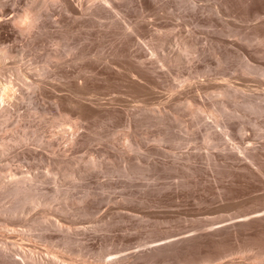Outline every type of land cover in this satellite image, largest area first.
<instances>
[{"label":"rangeland","instance_id":"374dc122","mask_svg":"<svg viewBox=\"0 0 264 264\" xmlns=\"http://www.w3.org/2000/svg\"><path fill=\"white\" fill-rule=\"evenodd\" d=\"M28 1L29 0H20V3L16 8L17 10H15L13 8V11L15 10V12H10V11H12V8H11V10L6 9L8 13L5 11V7L0 8L1 9L0 11H2V12H0L1 13L0 25L3 23L0 26L2 28V29L0 28V32H1L0 38L1 39L3 38L2 40L0 39V45L1 46L3 45L2 47H0V49H2L4 47V49L6 51L10 52V50H11V54L13 56V57H11L10 56L11 54L9 52L7 53L10 55L8 56L9 58L7 59V62L5 61V69L4 70H6V68L8 69V67H10V66H12V68H14V66L15 67L18 66V68L22 72L24 69V70H26L24 73H26L28 71L27 73L29 74L30 77L32 75V78H33V76H34V78L32 80H37V79H41V78L45 79V82L43 79L44 85L42 83L43 88L41 85V88L40 89L38 88L39 90L37 89L40 94H38V91L35 89H32V90L30 89V91L27 89H24V92L22 89V93H23L22 96L23 97H22V99H20V101H19V99H16V100L11 99L10 102H12V103H9V104L5 103V104L1 105V107H3V105L9 107V105L11 104L9 107L10 110L8 109L9 110L8 112L11 111V113L8 114V112H7V114H3V113L0 114V125H1L0 126V129H1L0 136H2V137H0V144L2 143L4 145H2V144L1 145L5 146L4 148L2 147L3 148L2 149L1 145H0V148L2 149V150L0 149V158H1L0 159V164H1L0 165V168H1L0 169V182H1L0 183V185H1L0 186V189H1L0 190V213H1L0 214V236H1L0 237V245L2 244V246L5 247L4 250H0V264H17V262H18V264H20L21 262H22L21 264H23L24 262L22 261L23 258L19 254L20 252L15 251L17 248H21L22 244H23V246L21 248L22 250H25V249L26 250H32L33 253L37 252V253H39L40 256L42 254V256L45 257L46 255H44V254H47V257H48L49 253H50L49 257H51V258L60 256L59 257V259H60L63 256L60 260L63 259L62 261H64L65 264H66V261H67V264H70V263L71 264H78V263L81 264L83 262H84L83 264H112V263L113 264L114 263L115 264H264V183H262V181L264 182V179H260V178L264 177V166H263L264 165V155H263L264 154V105H263V110H260L261 112L260 111H258V112L252 111V110L246 108V106H245V102L249 101V100L254 101V99H255L256 101H259V102H262V100H264V88H263L264 87V84H263V82H264V78H263L264 77V61H263L264 60V54H263L264 53V48H263L264 45H262V43L264 44V42H263V39H264V36H263L264 35V26H263L264 25V19H263L264 18L263 17V15H264V0H238V1L233 0L234 2L232 0H214V1L213 0H209V1L207 0V2H206V0H202V1L197 0V2L195 0H192V1H195V4L201 3L198 5L199 7H197V5L193 6V4L189 3L188 0H184V2H183V0H169L171 2H169L167 0H165V1L164 0H139V1L138 0H135V1L134 0H120V1L116 0L118 3L116 2V5H114V7L115 6H119V7L121 6L122 8L121 7L120 8L115 7V9H114V11L116 10L115 14H113L114 13L113 10L111 13L110 12L111 9H108V8H106V9L104 8V10H103L102 7L97 6V9H96L95 8L96 5L99 4V3H97L98 0L96 1V3L94 2V0H86L87 4L85 5V9H86V7H88V8L91 7L93 9H90V11H88L89 9L87 8L88 12H85L84 16H82L83 18H85V20L80 15L76 14V15H78V16H76L75 14H73L74 12H72V11L70 12L71 15L69 13H67L69 11L65 12L64 7L62 9H59L60 11H62V12H60L58 10L57 5H56L57 9L54 8L55 7V3H54V6L53 5L50 6V7H52V9L50 7H46L47 12L45 10L43 11V13L45 12L46 14L44 13V16L41 19V23L44 25L45 28L41 25L43 28L41 27V30L38 28L40 30V32L37 31L38 29L37 30L34 29L36 32L34 31L32 34H30L32 39L29 37L30 35L27 33L26 34L23 33L24 35L23 34L21 35L20 32L22 29H20L19 26L17 27V25L12 24V23H14V21L11 22V20H13L18 15L16 13L20 12L22 5H24L26 2L28 3ZM91 2H94V3H91ZM129 2L131 4H129ZM140 2L141 3L143 2V3L141 4ZM180 2H181V4H180ZM203 2H206L207 4L203 3ZM119 3H120V5H119ZM163 3H165V4H163ZM214 3H215V5H213ZM76 4H78V3L76 1H74V5H76ZM94 4H95V6L92 7V5H94ZM113 4H115V3L113 2ZM216 4H217V7L219 10L222 9V11L220 10V12H219L220 14L217 13L218 9H216L217 8ZM231 4H233V5H231ZM169 5H171V7ZM205 5H207V7ZM208 5H210V7ZM148 6H149L150 10L148 9ZM164 6L167 7L168 9L165 8ZM203 6H204V8H203ZM211 6H214L216 8H213ZM18 7H20L19 11H18V9H19ZM24 7H25V5H24ZM156 7H157V9H155ZM39 8L45 9V7H43V6L39 7ZM127 8H128V10H127ZM43 9H40V11ZM48 9L52 10V11H49ZM144 9H145V11H144ZM152 9H153V11H152ZM163 9H165V10H163ZM93 10H95L96 12ZM98 10L100 11V17H99V11ZM107 10L111 14L109 12H107ZM118 10H120V11H118ZM102 11H104L105 13ZM142 11H143V13H142ZM200 11L202 14L200 13ZM101 12H102V14L103 13L106 14V12H107L106 16L110 14V19L108 18L109 16L105 17L104 14L101 16ZM116 12H118L119 14L117 15ZM132 12H134V14ZM204 12H206V13L204 14ZM63 13H66V15L68 14L70 16L65 15V17H64ZM86 13H89V14H86ZM257 13H258V15L255 16V14H257ZM49 14H50V17H49ZM95 14H97L99 18L104 17V19L105 18L106 19L105 20L99 19ZM142 14H143V16H142ZM153 14H155V15H153ZM158 14L160 15V17H162V16H164V17H162V18L155 17V16H159ZM221 14H223L224 17H227V19H225ZM45 15H48V18H47V16L45 17ZM111 15L112 16L117 15L118 17L115 20V18H111ZM119 15L121 17H119ZM72 16L75 17L76 20L74 19V21H73ZM134 16L135 17L137 16V18H134ZM165 16H166L167 20L165 19ZM186 16H188V17H186ZM86 17L89 18V21L93 20V18L94 19L96 18L97 19V20H95L96 23H94L95 21H92L91 23H89V21H88V23L86 22L87 24H82V23H84L83 21L88 20ZM169 17H170V19H169ZM80 18H81V20H80ZM158 18H159V20H157ZM247 18H248V21H247ZM8 19L10 21H8ZM113 19H114V21H116V22L118 21V22L117 23L113 22ZM210 19H212V20H210ZM233 19L236 21H234ZM3 20H5L4 22L8 23V24L5 25V23L2 22ZM70 20H71V22H69ZM123 20H125L124 22H126V24L127 23L133 24V25L127 24V25L131 26L130 28H132V26H134L133 29H134L135 33H133V35L129 36L125 33L126 32L125 27L129 28V26H126L124 24ZM54 21H55V23H54ZM97 21L101 22V23H99V25H98ZM108 21L109 22L111 21L112 23L111 22L109 23ZM119 21H122V22H120L121 24L119 23ZM195 21H196V23H195ZM56 22H57V25H56ZM102 22H103V24L110 25V26H107L108 28L105 27V25L102 26L103 25ZM160 22H161V24H160ZM49 23H52V24L49 25ZM92 23H93V25H92ZM62 24L64 25L63 27H62ZM113 24H114V27H113ZM245 24H247V25H245ZM14 25H15V27H17L18 30H20L19 33H18V30L13 27ZM94 25H95V27H94ZM178 25H179V27H178ZM65 26H67V27H65ZM123 26H124V30H123ZM139 26H141V27H139ZM239 26L241 27V29ZM242 26H244V27L242 28ZM115 27L117 30L114 29ZM176 27H178V28H176ZM202 27H203V29H202ZM227 28H229V29H227ZM262 28H263V30H262ZM6 29L7 30L13 29V30L7 31ZM70 29H72V30H70ZM62 31H64V32H62ZM207 32H209V33H207ZM7 33H9V34H7ZM11 34H12V36H15V37L10 36ZM36 34H40V35H38V37H36L37 36ZM26 35H28V36H26ZM141 35H143V36H141ZM260 35H261V37H260ZM70 36H71V38H70ZM86 36H87V38H86ZM101 36H102V38H101ZM132 36H133V38H132ZM159 36L160 37L162 36V39L163 38L165 39V40L163 39L165 41L163 43H166L165 46L161 47L162 49L161 48L159 49L156 46L158 44L157 38ZM16 37H18L17 38L18 42L16 40ZM60 37L63 41L60 40ZM92 37H94V38H92ZM123 37L125 38V40H123L124 39ZM126 37L128 40L126 39ZM12 38H13V42L11 41ZM22 38L24 41L22 40ZM76 38L77 39L81 38L82 41H81V39H78L77 40L78 42H76V40H75ZM140 38H141V40H140ZM194 38H197V40H194ZM214 38H215V40H214ZM229 38H231V39H229ZM258 38H259V40H258ZM83 39H84V41H83ZM112 39H114V40H112ZM134 39H135V41H134ZM186 39L194 40V42L196 43V49L197 50H195V52L196 51L197 52L193 53V54H195V56L192 53H190V56L187 55V53H186L185 55L187 57L183 54H180L182 52V51L180 52V50H179V49H181L180 47L182 46V45H180V43L182 41H185ZM221 39H222V41H221ZM260 39L262 41H260ZM117 40H118V42H116ZM121 40H123V41H121ZM32 41H34V42H32ZM58 41L59 42L62 41L61 43L63 45L61 43L60 44L63 47L57 48L58 45L60 46V44H58L59 43ZM31 42H32V44H31ZM80 42H82V43L80 44ZM170 42H172V43H170ZM223 42H225V43H223ZM236 42H237L238 46H237ZM56 43L58 45H56ZM131 43H132V45H131ZM178 43H179V45H178ZM4 44L5 45L8 44V45L4 46ZM41 44H43V46ZM69 44H72L73 46L69 45ZM98 44L100 47L98 46ZM175 44H177V46H179V49L178 48L177 49L179 50L180 53L177 51L176 47H174V46H176ZM25 45H26V47H25ZM76 45H78L79 47H77ZM118 45H119V47H118ZM129 45H130V47H128ZM151 46L152 47L156 46V47L152 48ZM16 47H17V49H16ZM68 47H69V49H67ZM84 47H86V48H84ZM103 47H105V48H103ZM12 48H14V49H12ZM94 48H96V49H94ZM171 48H172V50H171ZM204 48H205V50H204ZM18 49H19V51H21V50H23V51L19 52ZM70 49H71V53L69 54L68 52H66V50H69V52H70ZM130 49H131V52H130ZM173 49H175L176 51H173ZM27 51H28V54H27ZM42 51H43V53H41ZM171 51H173V52H171ZM48 52H50L51 55H52V53L57 54L58 52H59V55H62V57L64 55L65 57H63L64 59L61 58L62 59L61 62L64 63L63 64L64 66L65 65H67V66H65V68L62 66H61V68H59L60 65L56 61H51V63H52L51 64L50 61L47 60L48 59L47 57L50 55ZM60 52L61 53L63 52V53L61 54ZM65 52L67 53V55H65L66 54ZM80 52H82V53H80ZM92 52H94V53H92ZM162 52H163V54H162ZM167 52H168V54H167ZM177 52L181 55V57L183 55V59L187 58L186 59L187 62L185 60H183L182 58L181 59L179 58L177 60L176 59L172 60L175 58L173 56ZM183 52L185 53V51H183ZM13 53H15V54H13ZM16 53H18V54L22 53V54H20L22 56H20ZM75 53H77L76 54L77 57H81L83 55L85 56L83 62L82 61L80 62V60L78 61V64L76 65L77 67H75V65L73 64L74 62L71 60V59L77 58V57H74ZM112 53H113V55H112ZM114 53H115V55H114ZM122 53H124V55ZM171 53H173V54H171ZM96 54H98V56L102 55L101 58H103L102 59L103 61L101 60V61L96 62V60L94 59ZM169 54H171L173 56H170ZM42 55L46 56V57H43ZM69 55H71L72 58ZM168 55H169V57H168ZM16 56H17V58H20L17 60V63H19V64L16 63L17 65L13 62L14 59H17ZM192 56H194V57H192ZM39 57H42V58H39ZM163 57H164V59L167 58V60L166 59L163 60ZM230 58H232V59H230ZM27 59H28V61L25 62ZM34 60H35V62H34ZM46 60H47V63H46ZM160 60H161V62H160ZM182 60L184 62H182ZM109 61H111L110 62L111 64H108ZM112 61H114L115 64L118 61L116 65L119 66V70H116L115 68H113L114 67L113 65H115V64H112L113 63ZM166 61L168 64L166 63ZM227 61H229V62H227ZM254 61L256 62V64ZM28 62L31 65H29ZM38 62H40L43 65L39 64V66L37 67ZM94 62H95V64H94ZM98 62H100V63L98 64ZM257 62H259V64ZM8 63H9V65H7ZM10 63H13V65ZM20 63L22 64L23 68H22ZM44 63H46V64H44ZM54 63H55V65H54ZM84 63H86V64H84ZM141 63H143V66L141 65ZM165 63L167 64V66L165 65ZM169 63H172V64H169ZM203 63H205V64H203ZM91 64H92V66H91ZM153 64H154V66H152ZM181 64H182V66H181ZM198 64L200 65V67ZM40 65L42 66L41 68H39ZM56 65H57V67H56ZM68 65H70V66L68 67ZM111 65L113 67H110ZM148 65H150V66H148ZM29 66L30 67L33 66V67H31L32 69ZM83 66H84V68H83ZM248 66L250 67V71L246 73V69L248 68ZM253 66L255 68L256 67L257 68L255 69ZM44 67L45 68L47 67L46 68L47 70L42 69ZM66 67H68V68H66ZM81 67H82V69H81ZM131 67H134V68H131ZM18 68H15V69L19 70ZM48 68H49V70H48ZM62 68L64 70H62ZM124 68H125L126 73H128L129 70H132L134 72L133 74L137 75L139 78H136L137 76H135V77L133 76V78L130 76L128 77V74H126L124 72ZM149 68H151V69H149ZM224 68H225V70H224ZM15 69H12L14 71L8 69V70H6L7 74L5 72L4 73H5V75H8L7 77H9V78L10 77L13 78L15 76H16L15 78H17V74L19 72L16 71ZM36 69L37 70L39 69L40 71L38 70V72H41V73H38ZM86 69H88V73L86 75L80 74L82 71H87ZM110 69H111V71H110ZM137 69H139L140 71ZM152 69H155V70H152ZM188 69H189V71H188ZM34 70H36V71H34ZM42 70H44V72ZM103 70H104V72H103ZM69 71L74 72V74L72 72H69ZM121 71H122V74H121ZM135 71H137V72H135ZM202 71H204V72H202ZM12 72H15V73L17 72V74H14V73L12 74ZM36 72L38 73L39 77L35 76L37 74ZM47 72H48V74H47ZM57 72H59V73L61 72V73L59 74ZM113 72H115L116 74ZM169 72H170V74H169ZM176 72H178V73H176ZM231 72H232V74H231ZM236 72H237V74H236ZM30 73H31V75H30ZM42 73H44L45 75L41 76ZM123 73H125V74L123 75ZM256 73H257V75H256ZM9 74H11V76H9ZM49 74H51V75H49ZM139 74L141 76H139ZM252 74H254V75H252ZM59 75H60V77H58ZM62 75L65 78H63ZM109 75H111V76H109ZM115 75H117V76H115ZM260 75H262V76H260ZM45 76H47L48 78H45ZM50 76H51V78H50ZM86 76L88 77V79ZM108 76H109V78H108ZM251 76H253L254 78ZM30 77H29V79H30ZM35 77H36V79H35ZM114 77H115V79H113ZM172 77H174V78H172ZM216 77H217V79H216ZM78 78H79V80H78ZM117 78H118L117 82L119 85L118 87L116 84ZM146 78H147V80H146ZM175 78L177 79V81L175 80ZM186 78L188 80L191 79V81L186 80ZM218 78L221 82L218 80ZM224 78L227 79L228 83L226 82V79H224ZM60 79L61 80L64 79V80L61 81ZM127 79H128V81H127ZM141 79L145 80V81H142ZM209 79H210V81H209ZM211 79H213V80H211ZM215 79L218 81H216ZM230 79L232 81V82L230 81L231 86L227 85V84H229L228 80H230ZM49 80H50V82H49ZM52 80L55 82L53 83ZM57 80H58V82H56ZM97 80H98V82H97ZM119 80L120 81L122 80L123 82L122 81L121 82L123 84ZM200 80H202V81H200ZM124 81H126V82H124ZM211 81H213V82H211ZM79 82L81 83V85ZM132 82H134V83H132ZM148 82H150V83H148ZM186 82L188 83V85L183 84ZM208 82H210L211 84ZM240 82H242V83H240ZM243 82L244 83L246 82L247 85L244 84ZM253 82L254 83L256 82V83L254 84ZM105 83H106V85L109 84V85H107L108 88L106 87ZM113 83H114V85H113ZM128 83L131 84L132 86L131 85L129 86ZM146 83L148 86L146 85ZM151 83H152V85H150ZM204 83L207 85H205ZM217 83H219V85ZM222 83L223 84L225 83L224 88H229V89H226L230 92L229 98L227 96V99L223 98L221 96H218V92L224 89L223 86H221L222 89L219 88L220 85H223ZM77 84H79V86ZM120 84H122L123 86ZM135 84H137L139 87ZM192 84H194V85H192ZM201 84H203V85H201ZM213 84L215 86H217V85L218 86L217 87L214 86L215 88L212 86L213 87V89H212L210 86ZM232 84H234L233 85V86H235L234 88H233ZM257 84H259V86H263V87H259ZM98 85H99V87L102 86L103 88L102 87L99 88ZM133 85L135 86V88L138 87V90L135 89ZM143 85H144V87H143ZM189 85L191 88L187 87ZM225 85H227V86H225ZM48 86L50 87L49 90H48V88H49ZM80 86L81 87L83 86L82 89L85 92H82L81 88L79 89ZM94 86H95V88H94ZM114 86H115V88H114ZM146 86H147V88H146ZM150 86H152V87H150ZM110 87H113V88H110ZM123 87H125V88H123ZM132 87H133V89H132ZM141 87L145 88L146 90L141 88ZM54 88L55 89L57 88L56 89L57 91H55ZM153 88H155V89H153ZM194 88H196V90ZM231 88H233L235 90H233ZM243 88H245V89H243ZM58 89L60 90L59 91L60 93L58 92ZM65 89H67V90L64 91ZM85 89H88V90L90 89V91L85 90ZM106 89H113V90H106ZM115 89H117V90H115ZM142 89H143V94H139V97H140L139 98L138 93H140L142 91ZM173 89L177 92H175ZM230 89H231V91H230ZM33 90H35V91H33ZM153 90H156V91H153ZM260 90H262V91H260ZM42 91L43 92L46 91L48 94L46 92L43 93ZM78 91H80L81 94ZM97 91H100L101 94L103 93L102 95H105V96H101V94H99L100 92H97ZM170 91H172V92L170 93ZM179 91L181 94L179 93ZM31 92H33V93H31ZM53 92H54V94H53ZM87 92L92 93L93 95L91 94L92 96L91 95L88 96L89 93H87ZM152 92H154V93H152ZM167 92H169V93L167 94ZM186 92H187V94H186ZM246 92H247V94H246L247 97L245 96ZM256 92H260V93H258L259 95ZM65 93H66V95H64ZM72 93H74L76 95H74ZM82 93L84 95L86 93V96H85L86 98L84 97V95ZM150 93H152V94H150ZM155 93L156 94L158 93V94L156 95ZM164 93L167 94V96ZM182 93H184L185 95ZM198 93H199V96H198ZM207 93H209V95ZM45 94H47V95H45ZM79 94H80V96L81 95H83V96L77 97V95H79ZM120 94L121 95L123 94V95L120 96ZM179 94H180V96H179ZM231 94L232 95L234 94V96H232ZM251 94H254L255 96L252 95L253 97H251L250 96ZM54 95L58 96L57 97L58 99H56V96H55V98L51 97ZM95 95H97V96H95ZM111 95H112V97H111ZM144 95H146V96H144ZM161 95H165V96H161ZM195 95H197V96H195ZM257 95H258V98H257ZM44 96L45 97L47 96L46 97L47 100L45 99ZM117 96L119 97V99L116 98ZM132 96H133V99H132ZM136 96L138 97V99ZM155 96L158 97V100H156L157 98H154ZM192 96H194V97H192ZM236 96L237 97L240 96V97L237 98ZM244 96H245V98H244ZM60 97H62V99ZM63 97L66 98V101H65V98L63 99ZM71 97H73V98H71ZM127 97H129V98H127ZM142 97H143V99H142ZM148 97H149V100H147ZM163 97L164 98L166 97L167 99L166 98L164 99ZM35 98H36V101H39V99H40V101L36 102ZM59 98L61 100H59ZM80 98H82V100H79ZM83 98H85V99L83 100ZM115 98L118 100H116ZM121 98H124V100ZM144 98H146V99H144ZM188 98L190 99L191 102L188 101L189 100ZM240 98L242 100H239ZM246 98H248V99H246ZM250 98H252V99H250ZM95 99H96L95 102L96 103L99 102V103H97L99 105H97V104L94 105ZM97 99L99 101H97ZM109 99H111V100H109ZM178 99L179 100L181 99V100L179 101ZM208 99H210L211 101ZM13 100L15 102L14 104H13ZM74 100H76V101L74 102ZM107 100H109V101H107ZM125 100H127V102ZM142 100H145V102L144 101L142 102ZM160 100H162V101H160ZM77 101L78 102L81 101V102H79L81 104H79ZM119 101H120V103H119ZM186 101H188V102L186 103ZM16 102H18V103H16ZM50 102H52V103H50ZM65 102L68 104H66ZM76 102L80 106L75 104ZM100 102L103 104L102 105L103 107H101ZM114 102H116V103L114 104ZM121 102H122V104H121ZM135 102H136V104L137 103L138 104L136 105ZM241 102H243V103H241ZM27 103H28V105H27ZM43 103H44V105H43ZM127 103H128V106H127ZM142 103H144V104H142ZM163 103H164V105H162ZM188 103H191L190 104L191 107L189 109H188V106H189ZM193 103L195 104V106L193 105ZM39 104H40V106H39ZM86 104H90V105L87 106ZM113 104L116 106H114ZM262 104H264V102ZM14 105H15V107H14ZM60 105H62L63 107L61 106V108H60ZM72 105H73V107H72ZM84 105H86L87 107ZM173 105H175V106H173ZM197 105H199V107L204 105L203 108L206 105H208V106H206L207 108H204V109H207L206 111H209V108H211L213 105L212 110L215 109L218 112H220L221 113L220 118H222V116L224 114L225 118L223 117L222 119H219V117H218V119H217V120H220L219 122L221 125H217V123H215L217 126L216 125L214 126V124L212 125L211 124L212 120H211V122L209 121L210 123H208L209 119L204 118L205 116L207 117L206 114L205 115L199 114L200 116H198V114H197L196 116H193L195 114L191 113V111H192L191 109L197 108ZM219 105H220V107H219ZM223 105L225 107H223ZM23 106L25 108H23ZM67 106L68 107L70 106V107L68 108ZM155 106L157 107L156 109H158V110L155 109ZM46 107H48V108H46ZM74 107L78 110L74 109ZM90 107H91V109H90L91 111L89 110ZM92 107H93V109H92ZM180 107H182V108H180ZM57 108H59V109H57ZM127 108H128V110H127ZM183 108H184V110H183ZM225 108H227V109H225ZM21 109H23V110H21ZM53 109L55 111H53ZM61 109H63V110H61ZM95 109L97 111L98 110L99 111L96 112ZM65 110L69 111L70 113L65 111ZM92 110L94 111L93 113H92ZM154 110H156V111H154ZM174 110H175V112H174ZM221 110H222V112H221ZM51 111H52V113H51ZM76 111H78V113H79L78 115H76L77 114ZM84 111H87L86 114ZM162 111H163V113H162ZM242 111H244V112H242ZM32 112H34V113H32ZM53 112L55 113V115ZM120 113H122V114L120 115ZM164 113H166V114L164 115ZM237 113H239V114H237ZM116 114H117V116H115ZM181 114H182V116H181ZM191 114H193V115H191ZM9 115H11V116H9ZM39 115H41V116H39ZM57 115H58V117H56ZM59 115H61V116H59ZM85 115L87 117L88 116L89 117L87 118V117H85ZM167 115H168V117H167ZM250 115H252V116H250ZM38 116L41 118V120H40V118H38ZM67 116L69 119L67 118ZM70 116H71V118H70ZM81 116H84V117H81ZM108 116H110V117H108ZM112 116H113V118H112ZM121 116H122V118H121ZM201 116H203V117H201ZM6 117L8 119H6ZM119 117H120V119H119ZM157 117L161 120H159ZM195 117H201V119L199 120V118H198V120H197V118H195ZM230 117H232V118H230ZM47 118H48V120H47ZM124 118H126V120L129 123H127V121L124 120ZM173 118L179 119V122H178V120H175V119L173 120ZM22 119H24V120L22 121ZM64 119H66V120H64ZM78 119H79V121L80 120L81 121L80 122L78 121V123H76ZM203 119H205V120H203ZM226 119L228 122H226ZM34 120H35V123H34ZM52 120L56 121V122H52ZM4 121H5V123H4ZM44 121H46L45 124L47 123V125H44ZM73 121H75L74 123H76V124L73 125ZM204 121L208 125H205ZM222 121H223V123H222ZM70 122H72V123H70ZM189 122H191V123H189ZM224 122H226V124H224ZM150 123H151V125H148ZM179 123H180V125H178ZM194 123H196V124H194ZM15 124H17V125L15 126ZM78 124H79V126H78ZM109 124H111V125H109ZM118 124H120V125H118ZM140 124H142L141 127H138ZM167 124H169V125H167ZM223 124L225 126H229L230 128L227 127V129H225L223 127L224 126ZM38 125H40V126H38ZM58 125H59V127H58ZM80 125L82 128H80ZM115 125L120 126L121 129H120V127H117ZM125 125L126 126L128 125V126L126 127ZM252 125H253V128H252ZM32 126H33V129H32ZM173 126L176 127L177 129L173 128ZM210 126L212 127V130H211L212 132H210V133H212L211 135L214 134L213 137H215V138L212 137L213 140L211 139V141H210L209 136L207 138L209 140L204 139L205 137H207L205 134L208 133L207 130L209 128H211ZM34 127H35V129H34ZM76 127L80 128L79 129V136L80 137L77 135V137H79V138L77 140H75L76 142L72 139V136H70V140H68L67 135L70 134L71 129H76ZM115 127H117V128H115ZM59 128H60V130H59ZM64 128H66L65 129L66 134L63 133ZM141 128H144V129H141ZM187 128H188V130H186ZM236 128H237V131H236ZM67 129L69 132H67ZM125 129H127V131ZM130 129H131V135L132 136L130 135ZM172 129H174V130H172ZM180 129H181V131H180ZM243 129H244V133H243ZM29 130H31V131H29ZM51 130L53 131V134L51 133ZM225 130L227 131V134H226ZM107 131L110 132V134ZM186 131H188V132H186ZM241 131H242V133H241ZM2 132H4V133H2ZM55 132L56 133L58 132V133L55 134ZM80 132H81V134H80ZM155 132H157V133H155ZM13 133H15V134H13ZM135 133H136V135H135ZM149 133H150V135H149ZM105 134H107V135H105ZM225 134H226V136H225ZM252 134H254V135L251 136ZM10 135H11V137H10ZM151 135L153 136L152 138H151ZM159 135L160 136L162 135L163 137L162 136L161 137L164 139L160 138ZM164 135H166V136H164ZM246 135H248V136H246ZM8 136H9V138H8ZM51 136H53V137H51ZM118 136H119V138H118ZM139 136H141V137H139ZM189 136H191V137H189ZM18 137H19V139H18ZM22 137H24V138H22ZM49 137L51 139H49ZM57 137H58V139H57ZM62 137L63 138L66 137V138L63 139ZM125 137H127L128 139ZM158 137H159V139H158ZM226 137H228V138H226ZM92 138H93V140H92ZM153 138H155V141ZM196 138H197V140H196ZM229 138H231V139H229ZM3 139L6 142L9 141L10 144H8L9 142L5 143V141ZM16 139L18 141L19 140L22 141L24 139V141L18 142ZM52 139H54L53 145L55 146V148H54V146H51L52 145L51 144ZM56 139L58 140V142ZM124 139H125V141H124ZM187 139H188V141H187ZM193 139L196 141H194ZM246 139H248L250 141H248ZM10 140L13 142H11ZM152 140H153V142H152ZM160 140H162V141H160ZM203 140H204V143L202 142ZM220 140H221V142H219ZM14 141H15V143H14ZM62 141H63V144H62ZM129 141H131L132 143ZM206 141H208V143ZM236 141H238V142H236ZM16 142H17V144H16ZM127 142L129 144V146H127L128 145ZM151 142H152V145L150 144ZM227 142H229V143H227ZM65 143H67V144H65ZM136 143H137V145H136ZM6 144H7V146H6ZM56 146H58V147H56ZM59 146H60V148H59ZM143 146H144V148H143ZM249 146L250 147L252 146V147L250 148ZM120 147H123V148H121V151H120ZM124 147L126 149L128 147V149H130V150H125ZM17 148H19V149H17ZM76 148H78V149H76ZM181 148H182V150H181ZM4 149H5V151H4ZM102 149H103V151H102ZM104 149H106V150H104ZM94 150H95V152H94ZM160 150H161V152H160ZM133 151H136V152L134 153ZM140 151H141V153H140ZM142 151H144L146 153H144ZM119 152H121V153H119ZM191 152H193V153H191ZM258 152H260V154ZM83 153H85V154L83 155ZM110 153H112V154L109 155ZM129 153H131V154H129ZM229 154L232 156H230ZM239 154H241V155L243 154V155L241 156ZM91 155L93 156L92 162L90 160L92 157ZM153 155L156 157H154ZM216 155H217V157H216ZM14 156H15V159H14ZM127 156H128V158H127ZM218 156H220V157H218ZM244 156H246V157H244ZM18 159H19V161H18ZM31 159H33V160H31ZM155 159H157V160H155ZM167 159H172V160L168 161ZM142 160H143V162H142ZM161 160H162V162H161ZM252 160H254V161H252ZM14 161H16V162H14ZM193 161L194 162L196 161L195 164ZM108 162H110V163L108 164ZM150 162L152 163V165ZM229 162L233 165H231ZM16 163L17 164L20 163V164L17 165ZM92 163H94V165ZM140 163H142V164H140ZM226 163H227V166H226ZM45 164H46V166H45ZM116 164H118V165H116ZM159 164H160V166H159ZM176 164H177V166H176ZM257 164H258V166H257ZM21 165H22V168L24 170L21 168ZM100 165H101V169L103 168L102 170L100 169ZM109 165L110 166L113 165L112 166L113 168L110 167ZM241 165L244 167H242ZM13 166L15 169L13 168ZM27 166L29 167V169ZM90 166L92 169L90 168ZM123 166H126V167H123ZM167 166H169V167H167ZM183 166H186V167H183ZM239 166H241V168H239ZM255 166H257V168ZM129 167L130 168L132 167V168L130 169ZM245 167H247V168H245ZM252 167H254V168H252ZM262 167H263V169H262ZM94 168H95V170H93ZM248 168H249V171H248ZM257 169L258 170L260 169V170L258 171ZM2 170L4 172H2ZM16 170L18 171V173ZM38 170H40V171H38ZM89 170H91L93 172H91ZM253 170H255V171H253ZM19 171L21 174L19 173ZM27 171H29V172H27ZM103 171H105V173H103ZM246 171H247V173H245ZM15 172L17 173V175L19 174L18 175L19 178H20V176H22V174H24L23 175L24 177H26V178L29 177L31 179H32V177H30V176H35V177L37 176L38 180L35 177H33V179L36 180L38 195H40V197H43V198H41L42 203L40 204V207H39V204H37L38 205L37 206L34 204L31 205V203H29V204L27 203L26 204L27 206L23 207L22 211L20 210L19 212H14V215H13L12 211H10V212H8V211L12 206L17 205V200H19V199L14 197L17 200L13 201L14 198L10 197L11 195H8L5 192V189H2V184L7 183V181L10 179V177H12L13 175L18 177ZM72 172L74 174H72ZM83 172H84V174H83ZM149 172H151V173H149ZM253 172H254V174H251ZM11 173H12V176H10ZM141 173H142V175H141ZM255 173H257L259 175H255ZM27 174H28V176H27ZM113 174H114V176H113ZM127 174H128V176H126ZM60 175H62V176H60ZM23 176L21 178H23ZM50 176H52V177H50ZM70 176L71 177L73 176L72 179L70 178ZM99 176H100V178H99ZM74 177H75V179L73 180ZM67 178L68 179L70 178V179L67 180ZM84 179H85V181H84ZM139 179H140V181H139ZM258 179H260L262 181H260ZM87 180H89V181H87ZM98 180H100V181H98ZM154 181H156V182H154ZM45 182H47V183H45ZM111 183H113V185ZM136 183H138V184H136ZM52 184L53 185L55 184L54 185L55 188L53 187ZM87 186H89V187H87ZM95 187H96V189H95ZM103 191L105 193H103ZM4 192H5V194H4ZM83 192H84V194H83ZM101 194H102V196H100ZM120 194H122V195H120ZM218 195H219V197H218ZM4 196H5V198H4ZM95 196H96V198H95ZM11 198H13V199H11ZM55 198H56V200H55ZM115 198H116V200H115ZM92 199L94 201H92ZM122 199H124V200H122ZM60 201H63L64 203L60 202ZM112 201H114V202H112ZM126 202H128V204ZM122 203H123V205H122ZM46 204H47V207L45 206ZM24 205L25 204H23V206ZM49 205H51L52 207L51 206L48 207ZM85 206H87L88 208H86ZM56 207L57 208L59 207V208L56 210ZM115 207H117V208H115ZM29 208H31V209L35 208L34 209L35 212L33 211V209L31 211ZM46 208L49 210H47ZM36 209H38V210H36ZM67 209H69V210H67ZM257 210H259L260 213ZM61 211H62V213H61ZM141 211H142V213H141ZM21 212L22 213L24 212V213L22 214ZM69 212H70V214H69ZM256 212H258V213H256ZM77 213H78V215H77ZM133 213H135L136 215ZM7 215H8V217H7ZM21 215H23V216H21ZM56 215H58V216H56ZM66 215H68V216H66ZM82 215H84V216H82ZM19 216L21 217V219ZM47 217H48V221L46 219ZM43 218L45 220H43ZM30 221H31V223H30ZM42 221H44L46 223H44ZM50 221L51 222L55 221L56 223H59L62 227L64 226L66 229L64 227H63L64 229L59 228L56 225L53 226L55 228H52V226L49 225L48 229L47 228L45 229L43 226H45V224L48 225L49 224L48 222H50ZM95 224H97V225H95ZM69 226L72 230H70V228H68ZM75 228H78V229H75ZM84 228H86V229H84ZM5 229H7V230H5ZM10 229H13V230H10ZM15 230L18 232L19 231H22V232L16 233ZM46 230H48V231H46ZM53 230L55 231V233H52V232H54ZM60 230H62V231L60 232ZM1 231H3V232H1ZM11 231H12V233H11ZM4 232H5V235H4ZM25 232H26V234H22ZM43 232L45 233L44 235H43ZM72 232H74V233H72ZM79 234H81V235L79 236ZM7 236L9 237V239ZM46 236L49 239L46 238ZM178 236H179V238H178ZM2 237H4V238H2ZM30 237H31V239H29ZM15 238H17V239H15ZM58 238H60V240ZM82 238L84 239V241ZM17 240L19 242L21 241L20 242L21 244H19V242H17ZM47 240H48V242H47ZM77 241H79V242L77 243ZM15 242H16V244H15ZM138 245H140V246H138ZM6 247H7V250H6ZM70 251H72V252H70ZM66 252H68V254H66ZM54 253L57 255L54 256L55 255ZM6 254H8L9 256H7ZM109 254H111V255H109ZM15 255H16V257H15ZM17 256L19 258H17ZM81 256H82V258H81ZM47 257H45L47 260V261L45 260L46 263H48V259H50L49 257L48 258ZM109 257L111 260L109 259ZM115 257H117V258H115ZM118 257H120V258H118ZM69 258L70 259L72 258L71 261ZM68 259H69V261H68ZM98 259H100V260H98ZM73 260H75V261H73ZM49 264H51V263H49Z\"/></svg>","mask_w":264,"mask_h":264},{"label":"bare ground","instance_id":"6f19581e","mask_svg":"<svg viewBox=\"0 0 264 264\" xmlns=\"http://www.w3.org/2000/svg\"><path fill=\"white\" fill-rule=\"evenodd\" d=\"M74 1H76L78 4L74 5ZM96 1H97V0H94L95 3H96ZM119 1H120V0H119ZM134 1H135V0H134ZM138 1H139V0H138ZM164 1H165V0H164ZM167 1H169V0H167ZM188 1H189V3H192L193 6H196V5H197V7H199L198 5L201 4V3H199V4H198V3L195 4V1L197 2V0H195V1L188 0ZM198 1H199V0H198ZM201 1H202V0H201ZM208 1H209V0H208ZM213 1H214V0H213ZM232 1H233V0H232ZM237 1H238V0H237ZM94 2H91V3H94ZM113 2H114L115 4H113ZM116 2H117L116 0H98L97 3H99V4L96 5L95 8L97 9V6H98V7H102L103 10H104V8H105V9L108 8V9H111V11H110L111 13H112V10H113V12H114L113 14H115V11H116V10L114 11L115 7H116V8H117V7H118V8L121 7V6H120V7H119V6H115V7H114V5H116ZM146 2H147V1H146ZM160 2H161V1H160ZM169 2H171V1H169ZM173 2H174V1H173ZM173 2H172V3H173ZM183 2H184V0H183ZM185 2H186V1H185ZM193 2H194V3H193ZM206 2H207V0H206ZM206 2H203V3H206ZM218 2H219V1H218ZM233 2H234V1H233ZM255 2H256V1H255ZM258 2H259V1H258ZM19 3H20V0H6V1H5V0H1V1H0V8L5 7V11H6V12H7L6 9L11 10V8H12V11H10V12H15V10H17L16 8H17V6L19 5ZM22 3H23V2H22ZM26 3H27V2H26ZM26 3L24 4L25 7H24V5H22V8H23V9L21 8V10H20V7H18V8H19L18 11L20 10V12H19V13H16V14H18V15H17V16L15 15L16 17L14 16L15 18L13 17L14 19L12 18L13 20H11V22L14 21V23H12V24L17 25V27L19 26V28L22 29L21 32H20L21 35H22L23 33H25V34L27 33V34L30 35V34H32V33L35 31L34 29L37 30V29L39 28V29L41 30V27H42V26L44 27V25L41 23V19H42V17L44 16V13H45V12L43 13V11H44V10L46 11V9H47L46 7H50L51 5L54 6V3H55V7H54V8H56V5L58 6V10H59V9H62V8L64 7L65 12H66V11H69V12H67V13L70 14V12L72 11V12H74L73 14H75V15L78 14V15H80L81 17L84 16L85 12H88V11H90V9H93V8H91V7H90V8L86 7V9H85V5L87 4V3H86V0H29L28 3H27V4H26ZM91 3H90V4H91ZM117 3H118V2H117ZM125 3H126V2H125ZM135 3H136V2H135ZM135 3H134V4H135ZM140 3H141V2H140ZM142 3H143V2H142ZM142 3H141V4H142ZM212 3H213V2H212ZM215 3H216V2H215ZM215 3H214L213 5H215ZM231 3H232V2H231ZM252 3H253V2H252ZM129 4H131V3L129 2ZM159 4H160V3H159ZM163 4H165V3H163ZM180 4H181V2H180ZM186 4H187V3H186ZM206 4H207V3H206ZM209 4H210V3H209ZM217 4H218V3H217ZM217 4H216V7H217ZM227 4H228V3H227ZM39 5H40V6H39ZM88 5H89V4H88ZM117 5H118V4H117ZM119 5H120V3H119ZM137 5H138V4H137ZM137 5H136V6H137ZM146 5H147V4H146ZM172 5H173V4H172ZM218 5H219V4H218ZM223 5H224V4H223ZM231 5H233V4H231ZM259 5H260V4H259ZM42 6L45 7V9H43V8H39V7H42ZM94 6H95V4L92 5V7H94ZM134 6H135V5H134ZM167 6H168V5H167ZM169 6L171 7V5H169ZM179 6H180V5H179ZM205 6L207 7V5H205ZM208 6L210 7V5H208ZM219 6H220V5H219ZM221 6H222V5H221ZM128 7H129V6H128ZM141 7H142V6H141ZM164 7H165V6H164ZM211 7L216 8V7H214V6H211ZM226 7H227V6H226ZM256 7H257V6H256ZM13 8L15 9L14 11H13ZM50 8L52 9V7H50ZM54 8H53V9H54ZM68 8H69V9H68ZM87 8H88L89 10H88ZM121 8H122V7H121ZM145 8H146V7H145ZM165 8H167V7H165ZM203 8H204V6H203ZM222 8H223V7H222ZM228 8H229V7H228ZM251 8H252V7H251ZM40 9H43V10L40 11ZM56 9H57V8H56ZM139 9H140V8H139ZM139 9H138V10H139ZM141 9H142V8H141ZM148 9H149V6H148ZM155 9H157V7H156ZM167 9H168V8H167ZM205 9H206V8H205ZM216 9H218V7H217ZM229 9H230V8H229ZM0 10H1V9H0ZM2 10H3V9H2ZM9 10H8V11H9ZM48 10H49V9H48ZM87 10H88V11H87ZM100 10H101V9H100ZM127 10H128V8H127ZM146 10H147V9H146ZM149 10H150V9H149ZM149 10H148V11H149ZM158 10H159V9H158ZM163 10H165V9H163ZM220 10L222 11V9H220ZM220 10L218 9V10H217V13H219ZM254 10H255V9H254ZM49 11H52V10H49ZM49 11H48V12H49ZM59 11H60V10H59ZM93 11H95V10H93ZM98 11H99V10H98ZM118 11H120V10H118ZM144 11H145V9H144ZM152 11H153V9H152ZM155 11H156V10H155ZM247 11H248V10H247ZM250 11H251V10H250ZM0 12H2V11H0ZM3 12H4V11H3ZM41 12H42V13H41ZM46 12H47V11H46ZM60 12H62V11H60ZM95 12H96V11H95ZM102 12H104V11H102ZM102 12H101V16L105 13V12H104V13L102 14ZM107 12H109V11L107 10ZM107 12H106V14H107ZM110 12H109V13H110ZM165 12H166V11H165ZM165 12H164V13H165ZM176 12H177V11H176ZM7 13H8V12H7ZM56 13H57V12H56ZM97 13H98V12H97ZM111 13H110V14H111ZM116 13H117V15L119 14L118 12H116ZM132 13L134 14V12H132ZM142 13H143V11H142ZM200 13H201V11H200ZM205 13H206V12H204V14H205ZM217 13H216V14H217ZM248 13H249V12H248ZM45 14H46V13H45ZM86 14H89V13H86ZM106 14H104V16H105V17L109 16L108 18L110 19V14L107 15V16H106ZM135 14H136V13H135ZM160 14H161V13H160ZM201 14H202V13H201ZM219 14H220V13H219ZM250 14H251V13H250ZM0 15H1V13H0ZM12 15H13V14H12ZM65 15H66V13H63V16H64V17H65ZM70 15H71V14H70ZM70 15L67 14L66 16H70ZM78 15H76V16H78ZM90 15H91V14H90ZM95 15L98 17L97 14H95ZM117 15H116V16H115V15H113V16L111 15V18H115V20H116V18L118 17ZM131 15H132V14H131ZM146 15H147V14H146ZM148 15H149V14H148ZM153 15H155V14H153ZM158 15H159V14H158ZM162 15H163V14H162ZM177 15H178V14H177ZM180 15H181V14H180ZM194 15H195V14H194ZM221 15L223 16V14H221ZM221 15H220V16H221ZM241 15H242V14H241ZM243 15H244V14H243ZM257 15H258V13L255 14V16H257ZM9 16H10V15H9ZM9 16H8V17H9ZM46 16H47V18H48V15H45V17H46ZM73 16H74V15H73ZM73 16H72L73 19H72V18H71V19L74 21L75 17H73ZM80 16H79V17H80ZM114 16H115V17H114ZM126 16H127V15H126ZM128 16H129V15H128ZM142 16H143V14H142ZM173 16H174V15H173ZM191 16H192V15H191ZM197 16H198V15H197ZM209 16H210V15H209ZM222 16H221V17H222ZM225 16H226V15H225ZM0 17H1V16H0ZM6 17H7V16H6ZM49 17H50V14H49ZM99 17H100V11H99ZM99 17H98V18H99ZM119 17H121V16L119 15ZM150 17H151V16H150ZM155 17H160V15H159V16H155ZM162 17H164V16H162ZM162 17H160V18H162ZM186 17H188V16H186ZM205 17H206V16H205ZM210 17H211V16H210ZM223 17H224V16H223ZM223 17H222V18H223ZM263 17H264V15H263ZM51 18H52V17H51ZM51 18H50V19H51ZM53 18H54V17H53ZM82 18H83V17H82ZM86 18H87L88 20H87V21H83V20H82V21L84 22V23H82V24H87V23H88L89 18H88V17H86ZM90 18H91V17H90ZM108 18H107V19H108ZM130 18H131V17H130ZM134 18H137V16H136V17L134 16ZM151 18H152V17H151ZM192 18H193V17H192ZM196 18H197V17H196ZM206 18H207V17H206ZM215 18H216V17H215ZM224 18L227 19V17H224ZM224 18H223V19H224ZM245 18H246V17H245ZM1 19H2V18H1ZM44 19H45V18H44ZM77 19H78V18H77ZM83 19L85 20V18H83ZM99 19H104V17H101V18H99ZM105 19H106V18H105ZM105 19H104V20H105ZM118 19H119V18H118ZM120 19H121V18H120ZM146 19H147V18H146ZM165 19H166V16H165ZM169 19H170V17H169ZM178 19H179V18H178ZM187 19H188V18H187ZM193 19H194V18H193ZM208 19H209V18H208ZM228 19H229V18H228ZM231 19H232V18H231ZM231 19H230V20H231ZM263 19H264V18H263ZM75 20H76V19H75ZM80 20H81V18H80ZM95 20H97V19H96V18H95V19L93 18V20L89 21V23H91L92 21H95ZM147 20H148V19H147ZM157 20H159V18H158ZM166 20H167V19H166ZM196 20H197V19H196ZM206 20H207V19H206ZM210 20H212V19H210ZM233 20H234V19H233ZM4 21H5V20H3L2 22H4ZM8 21H10V20L8 19ZM8 21H7V22H8ZM51 21H52V20H51ZM62 21H63V20H62ZM98 21H99V20H98ZM98 21H97V24L99 25V23H101V22H98ZM111 21H112V20H111ZM111 21H110V22H111ZM124 21H125V20H123V22H124ZM153 21H154V20H153ZM180 21H181V20H180ZM192 21H193V20H192ZM228 21H229V20H228ZM234 21H236V20H234ZM247 21H248V18H247ZM45 22H46V21H45ZM66 22H67V21H66ZM69 22H71V20H70ZM78 22H79V21H78ZM86 22H87V23H86ZM104 22H105V21H104ZM108 22H109V21H108ZM110 22H109V23H110ZM113 22H116V21H114V19H113ZM117 22H118V21H117ZM117 22H116V23H117ZM120 22H122V21H119V23H120ZM137 22H138V21H137ZM166 22H167V21H166ZM206 22H207V21H206ZM4 23H5V22H4ZM9 23H10V22H9ZM47 23H48V22H47ZM54 23H55V21H54ZM54 23H53V24H54ZM94 23H96V21H95ZM111 23H112V22H111ZM116 23H115V24H116ZM132 23H133V22H132ZM134 23H135V22H134ZM187 23H188V22H187ZM195 23H196V21H195ZM204 23H205V22H204ZM226 23H227V22H226ZM228 23H229V22H228ZM234 23H235V22H234ZM240 23H241V22H240ZM244 23H245V22H244ZM2 24H3V23H2ZM2 24H1V25H2ZM6 24H8V23H5V25H6ZM50 24H52V23H49V25H50ZM64 24H65V23H64ZM102 24H103V22H102ZM107 24H108V23H107ZM120 24H121V23H120ZM120 24H119V25H120ZM122 24H123V23H122ZM124 24H125L126 26H129L131 23H130V24L127 23V24H129V25H127L126 22H124ZM124 24H123V25H124ZM135 24H136V23H135ZM156 24H157V23H156ZM160 24H161V22H160ZM167 24H168V23H167ZM190 24H191V23H190ZM202 24H203V23H202ZM238 24H239V23H238ZM238 24H237V25H238ZM1 25H0V26H1ZM15 25H14L13 27L17 29V27H15ZM41 25H42V26H41ZM49 25H48V26H49ZM56 25H57V22H56ZM65 25H66V24H65ZM68 25H69V24H68ZM92 25H93V23H92ZM104 25H105V24H103L102 26H104ZM117 25H118V24H117ZM117 25H116V26H117ZM131 25H133V24H131ZM140 25H141V24H140ZM142 25H143V24H142ZM242 25H243V24H242ZM245 25H247V24H245ZM52 26H53V25H52ZM63 26H64V25L62 24V27H63ZM80 26H81V25H80ZM83 26H84V25H83ZM85 26H86V25H85ZM87 26H88V25H87ZM90 26H91V25H90ZM90 26H89V27H90ZM107 26H110V25H105V27H107ZM155 26H156V25H155ZM163 26H164V25H163ZM196 26H197V25H196ZM218 26H219V25H218ZM227 26H228V25H227ZM229 26H230V25H229ZM263 26H264V25H263ZM8 27H9V26H8ZM10 27H11V26H10ZM43 27H42V28H43ZM65 27H67V26H65ZM65 27H64V28H65ZM73 27H74V26H73ZM77 27H78V26H77ZM77 27H76V28H77ZM81 27H82V26H81ZM94 27H95V25H94ZM113 27H114V24H113ZM118 27H119V26H118ZM120 27H121V26H120ZM130 27H131V26H129V28H130ZM133 27H134V26H132V28H130V29L127 28V27H125V28H126V29H125V31H126L125 33H126L127 35H129V36L133 35V33H135ZM139 27H141V26H139ZM142 27H143V26H142ZM178 27H179V25H178ZM178 27H176V28H178ZM203 27H204V26H203ZM203 27H202V29H203ZM239 27H240V26H239ZM243 27H244V26H242V28H243ZM0 28H1V27H0ZM44 28H45V27H44ZM102 28H103V27H102ZM107 28H108V27H107ZM137 28H138V27H137ZM156 28H157V27H156ZM160 28H161V27H160ZM223 28H224V27H223ZM225 28H226V27H225ZM1 29H2V28H1ZM39 29H38L37 31L40 32ZM51 29H52V28H51ZM54 29H55V28H54ZM105 29H106V28H105ZM110 29H111V28H110ZM114 29H116V27H115ZM149 29H150V28H149ZM163 29H164V28H163ZM213 29H214V28H213ZM217 29H218V28H217ZM227 29H229V28H227ZM240 29H241V27H240ZM6 30H7V29H6ZM12 30H13V29H12ZM12 30H7V31H12ZM17 30H18V29H17ZM42 30H43V29H42ZM70 30H72V29H70ZM116 30H117V29H116ZM123 30H124V26H123ZM150 30H151V29H150ZM160 30H161V29H160ZM221 30H222V29H221ZM224 30H225V29H224ZM262 30H263V28H262ZM19 31H20V30H18V33H19ZM56 31H57V30H56ZM98 31H99V30H98ZM102 31H103V30H102ZM107 31H108V30H107ZM235 31H236V30H235ZM237 31H238V30H237ZM260 31H261V30H260ZM35 32H36V31H35ZM46 32H47V31H46ZM53 32H54V31H53ZM62 32H64V31H62ZM103 32H104V31H103ZM112 32H113V31H112ZM205 32H206V31H205ZM223 32H224V31H223ZM0 33H1V32H0ZM11 33H12V32H11ZM41 33H42V32H41ZM108 33H109V32H108ZM197 33H198V32H197ZM207 33H209V32H207ZM235 33H236V32H235ZM260 33H261V32H260ZM7 34H9V33H7ZM92 34H93V33H92ZM103 34H104V33H103ZM103 34H102V35H103ZM111 34H112V33H111ZM121 34H122V33H121ZM221 34H222V33H221ZM225 34H226V33H225ZM16 35H17V34H16ZM23 35H24V34H23ZM36 35H37V36H36ZM36 35H35V36L38 37V35H40V34H36ZM84 35H85V34H84ZM206 35H207V34H206ZM230 35H231V34H230ZM261 35H262V34H261ZM261 35H260V37H261ZM0 36H1V35H0ZM3 36H4V35H3ZM3 36H2V37H3ZM10 36H12V34H11ZM26 36H28V35H26ZM93 36H94V35H93ZM104 36H105V35H104ZM125 36H126V35H125ZM136 36H137V35H136ZM141 36H143V35H141ZM195 36H196V35H195ZM209 36H210V35H209ZM214 36H215V35H214ZM217 36H218V35H217ZM263 36H264V35H263ZM8 37H9V36H8ZM12 37H15V36H12ZM23 37H24V36H23ZM29 37L31 38V35H30ZM88 37H89V36H88ZM90 37H91V36H90ZM114 37H115V36H114ZM137 37H138V36H137ZM159 37H160V36H159ZM159 37L157 38V40H158L157 43H158V44H157L156 46H157V48L160 49L161 47L165 46L166 43H163V42H165V41H164L165 39L163 38V39H164V40H163V39H162V36H161L160 38H159ZM165 37H166V36H165ZM220 37H221V36H220ZM231 37H232V36H231ZM237 37H238V36H237ZM17 38H18V37H16V40H17ZM24 38H25V37H24ZM30 38H29V39H30ZM62 38H63V37H62ZM70 38H71V36H70ZM82 38H83V37H82ZM86 38H87V36H86ZM92 38H94V37H92ZM101 38H102V36H101ZM112 38H113V37H112ZM123 38H124V37H123ZM132 38H133V36H132ZM155 38H156V37H155ZM0 39H1V38H0ZM2 39H3V38H2ZM2 39H1V40H2ZM19 39H20V38H19ZM31 39H32V38H31ZM35 39H36V38H35ZM55 39H56V38H55ZM64 39H65V38H64ZM78 39H81V38H78ZM78 39H77V38L75 39L76 42H78V41H77ZM89 39H90V38H89ZM109 39H110V38H109ZM126 39H127V37H126ZM135 39H136V38H135ZM135 39H134V41H135ZM192 39H193V38H192ZM219 39H220V38H219ZM229 39H231V38H229ZM233 39H234V38H233ZM262 39H263V38H262ZM14 40H15V39H14ZM22 40H23V38H22ZM60 40H62L61 37H60ZM60 40H59V41H60ZM65 40H66V39H65ZM75 40H74V41H75ZM91 40H92V39H91ZM110 40H111V39H110ZM112 40H114V39H112ZM115 40H116V39H115ZM123 40H125V38H124ZM123 40H121V41H123ZM127 40H128V39H127ZM140 40H141V38H140ZM194 40H197V38H194ZM194 40L186 39L185 41H182V42L180 43V45H182V46L180 47L181 49H179V46H177V44H175L176 46H174V47H176V49L178 48V49L180 50V52L182 51V52L180 53L179 50L177 49V51H178L180 54L185 55V54L187 53V55L190 56V53L193 54V53L195 52V50H197V49H196V43L194 42ZM198 40H199V39H198ZM205 40H206V39H205ZM214 40H215V38H214ZM236 40H237V39H236ZM239 40H240V39H239ZM258 40H259V38H258ZM3 41H4V40H3ZM8 41H9V40H8ZM11 41L13 42V38L11 39ZM20 41H21V40H20ZM23 41H24V40H23ZM59 41H58V42H59ZM62 41H63V40H62ZM62 41H61V42H62ZM74 41H73V42H74ZM81 41H82V39H81ZM83 41H84V39H83ZM86 41H87V40H86ZM105 41H106V40H105ZM131 41H132V40H131ZM219 41H220V40H219ZM221 41H222V39H221ZM260 41H262V40L260 39ZM260 41H259V42H260ZM1 42H2V41H1ZM5 42H6V41H5ZM17 42H18V40H17ZM21 42H22V41H21ZM32 42H34V41H32ZM32 42H31V44H32ZM51 42H52V41H51ZM58 42H57V43H58ZM61 42H59L58 44H60ZM65 42H66V41H65ZM73 42H72V43H73ZM103 42H104V41H103ZM116 42H118V40H117ZM116 42H115V43H116ZM132 42H133V41H132ZM216 42H217V41H216ZM227 42H228V41H227ZM238 42H239V41H238ZM263 42H264V39H263ZM3 43H4V42H3ZM6 43H7V42H6ZM15 43H16V42H15ZM26 43H27V42H26ZM57 43H56V45H58ZM74 43H75V42H74ZM74 43H73V44H74ZM81 43H82V42H80V44H81ZM107 43H108V42H107ZM120 43H121V42H120ZM125 43H126V42H125ZM129 43H130V42H129ZM170 43H172V42H170ZM170 43H169V44H170ZM176 43H177V42H176ZM219 43H220V42H219ZM223 43H225V42H223ZM229 43H230V42H229ZM234 43H235V42H234ZM1 44H2V43H1ZM10 44H11V43H10ZM50 44H51V43H50ZM61 44H62V43H61ZM61 44H60V46L58 45L57 48H58V47H63V46H61ZM65 44H66V43H65ZM76 44H77V43H76ZM83 44H84V43H83ZM88 44H89V43H88ZM90 44H91V43H90ZM111 44H112V43H111ZM143 44H144V43H143ZM220 44H221V43H220ZM230 44H231V43H230ZM230 44H229V45H230ZM236 44H237V42H236ZM7 45H8V44H7ZM7 45L4 44V46H7ZM41 45L43 46V44H41ZM62 45H63V44H62ZM69 45H72V44H69ZM74 45H75V44H74ZM94 45H95V44H94ZM102 45H103V44H102ZM127 45H128V44H127ZM131 45H132V43H131ZM178 45H179V43H178ZM262 45H264V44L262 43ZM2 46H3V45H2ZM2 46L0 45V47H2ZM13 46H14V45H13ZM29 46H30V45H29ZM29 46H28V47H29ZM72 46H73V45H72ZM76 46L79 47L78 45H76ZM76 46H75V47H76ZM98 46H99V44H98ZM134 46H135V45H134ZM156 46H154V47H156ZM211 46H212V45H211ZM216 46H217V45H216ZM237 46H238V44H237ZM17 47H18V46H17ZM17 47H16V49H17ZM21 47H22V46H21ZM25 47H26V45H25ZM38 47H39V46H38ZM92 47H93V46H92ZM99 47H100V46H99ZM108 47H109V46H108ZM118 47H119V45H118ZM128 47H130V45H129ZM132 47H133V46H132ZM151 47H152V46H151ZM154 47H152V48H154ZM208 47H209V46H208ZM231 47H232V46H231ZM14 48H15V47H14ZM14 48H12V49H14ZM46 48H47V47H46ZM65 48H66V47H65ZM84 48H86V47H84ZM103 48H105V47H103ZM115 48H116V47H115ZM138 48H139V47H138ZM168 48H169V47H168ZM205 48H206V47H205ZM205 48H204V50H205ZM228 48H229V47H228ZM235 48H236V47H235ZM237 48H238V47H237ZM263 48H264V47H263ZM6 49H7V48H6ZM24 49H25V48H24ZM32 49H33V48H32ZM35 49H36V48H35ZM62 49H63V48H62ZM67 49H69V47H68ZM76 49H77V48H76ZM94 49H96V48H94ZM110 49H111V48H110ZM110 49H109V50H110ZM161 49H162V48H161ZM198 49H199V48H198ZM201 49H202V48H201ZM206 49H207V48H206ZM215 49H216V48H215ZM226 49H227V48H226ZM259 49H260V48H259ZM259 49H258V50H259ZM9 50H10V49H9ZM49 50H50V49H49ZM72 50H73V49H72ZM103 50H104V49H103ZM128 50H129V49H128ZM148 50H149V49H148ZM171 50H172V48H171ZM204 50H203V51H204ZM222 50H223V49H222ZM227 50H228V49H227ZM229 50H230V49H229ZM234 50H235V49H234ZM238 50H239V49H238ZM258 50H257V51H258ZM13 51H14V50H13ZM16 51H17V50H16ZM18 51H19V49H18ZM21 51H23V50H21ZM21 51H19V52H21ZM40 51H41V50H40ZM43 51H44V50H43ZM43 51H42L41 53H43ZM53 51H54V50H53ZM56 51H57V50H56ZM63 51H64V50H63ZM73 51H74V50H73ZM76 51H77V50H76ZM85 51H86V50H85ZM95 51H96V50H95ZM159 51H160V50H159ZM169 51H170V50H169ZM173 51H176V50L173 49ZM173 51H171V52H173ZM183 51H185V53H184ZM206 51H207V50H206ZM212 51H213V50H212ZM262 51H263V50H262ZM8 52H9V51H6V50L4 49V47H3L2 49H0V114H2V113H3V114H7V112L10 110L9 107H10V105H11V104H10L9 107H7V106H5V105H3V107H1L2 104H5V103H8V104H9V103H12V102H10L11 99H14V100L19 99V101H20V99H22V97H23V96H22V94H23V93H22V89H23V92H24V89H27V90H29V91H30V89H31V90H32V89L37 90L38 88L40 89V88H41V85H42V83H43V79H44V78H41V79H37V80H32V79L34 78V76H33V78H32V75H31V73H30V75H31V77H30L29 74L27 73L28 71H27L26 73H24L26 70L23 69V72H22V71L18 68V66H16V67L14 66V68H12V66L8 67V69H10V70L15 69V68H18V69H19V70L15 69L16 71L19 72L18 74H17V72H16V73H15V72H12V74H13V73H14V74H17V78H15V77H16L15 75H14L15 77L12 76L13 78H11V77H10V78L7 77L8 75H5V73L7 72L6 70H8V69L6 68V70H4V69H5V61L7 62V59L9 58L8 56L11 54V50H10V52H9L10 54H7ZM19 52H18V53H19ZM36 52H37V51H36ZM66 52H68V53L70 54V53H71V49H70V52H69V50H66ZM66 52H65V53H66ZM82 52H83V51H82ZM82 52H80V53H82ZM107 52H108V51H107ZM112 52H113V51H112ZM122 52H123V51H122ZM130 52H131V49H130ZM133 52H134V51H133ZM133 52H132V53H133ZM178 52L175 53L174 56L171 55V54H173V53L169 54L170 56L175 57V58L172 59V60H175V59L177 60V59H179V58H180V59H181V58L183 59V55H182V57H181V55H180ZM196 52H197V51H196ZM196 52H195V53H196ZM233 52H234V51H233ZM237 52H238V51H237ZM18 53H16V54H18ZM30 53H31V52H30ZM48 53L50 54V52H48ZM60 53H61V52H60ZM62 53H63V52H62ZM62 53H61V54H62ZM83 53H84V52H83ZM92 53H94V52H92ZM103 53H104V52H103ZM105 53H106V52H105ZM151 53H152V52H151ZM225 53H226V52H225ZM225 53H224V54H225ZM230 53H231V52H230ZM13 54H15V53H13ZM20 54H22V53H20ZM20 54H18V55H20ZM25 54H26V53H25ZM27 54H28V51H27ZM27 54H26V55H27ZM45 54H46V53H45ZM76 54H77V53H75V56H74V55H73V56H74V57H77ZM87 54H88V53H87ZM116 54H117V53H116ZM122 54L124 55V53H122ZM133 54H134V53H133ZM160 54H161V53H160ZM162 54H163V52H162ZM167 54H168V52H167ZM192 54H191V55H192ZM203 54H204V53H203ZM215 54H216V53H215ZM224 54H223V55H224ZM228 54H229V53H228ZM228 54H227V55H228ZM239 54H240V53H239ZM263 54H264V53H263ZM263 54H262V55H263ZM32 55H33V54H32ZM47 55H48V54H47ZM65 55H67V53H66ZM79 55H80V54H79ZM81 55H82V54H81ZM99 55H100V54H99ZM112 55H113V53H112ZM114 55H115V53H114ZM169 55H168V57H169ZM193 55L195 56V54H193ZM199 55H200V54H199ZM10 56L13 57L12 54H11ZM20 56H22V55H20ZM20 56H19V57H20ZM27 56H28V55H27ZM29 56H30V55H29ZM42 56H43V55H42ZM69 56L71 57V55H69ZM86 56H87V55H86ZM163 56H164V55H163ZM185 56H186V55H185ZM194 56H192V57H194ZM201 56H202V55H201ZM201 56H200V57H201ZM210 56H211V55H210ZM214 56H215V55H214ZM229 56H230V55H229ZM43 57H46V56H43ZM63 57H65V56L63 55ZM63 57H62V55H59V52H58L57 54H54V53H52V55L50 54V55L47 57L48 59H47V58H46V59L49 60L50 63H51V61H56V62L60 65V67L58 66L59 68H61V66L65 68V66H67V65L64 66V65H63L64 63L61 62V60H62L61 58H63ZM70 57H69V58H70ZM92 57H93V56H92ZM101 57H102V55H101V56H98V54H96V56L94 57V59L96 60V62H97V61H101V60L103 59V58H101ZM152 57H153V56H152ZM155 57H156V56H155ZM186 57H187V56H186ZM204 57H205V56H204ZM211 57H212V56H211ZM16 58H17V56H16ZM39 58H42V57H39ZM71 58H72V57H71ZM84 58H85V56L83 55V56H81V57H77V58H74V59H71V60L74 62L73 64L75 65V67H77L76 65L78 64V61L80 60V62H81V61L83 62V61H84ZM86 58H87V57H86ZM111 58H112V57H111ZM156 58H157V57H156ZM195 58H196V57H195ZM257 58H258V57H257ZM18 59H20V58L14 59L13 62L16 64ZM36 59H37V58H36ZM63 59H64V58H63ZM65 59H66V58H65ZM115 59H116V58H115ZM165 59L167 60V58H165ZM165 59H164V57H163V60H165ZM186 59H187V58H185V59H183V60H185V61L187 62ZM202 59H203V58H202ZM230 59H232V58H230ZM255 59H256V58H255ZM15 60H16V61H15ZM37 60H38V59H37ZM47 60H46V63H47ZM88 60H89V59H88ZM92 60H93V59H92ZM108 60H109V59H108ZM183 60H182V62H184ZM192 60H193V59H192ZM218 60H219V59H218ZM234 60H235V59H234ZM245 60H246V59H245ZM23 61H24V60H23ZM27 61H28V59H27L25 62H27ZM29 61H30V60H29ZM43 61H44V60H43ZM69 61H70V60H69ZM72 61H71V62H72ZM102 61H103V60H102ZM157 61H158V60H157ZM223 61H224V60H223ZM225 61H226V60H225ZM250 61H251V60H250ZM250 61H249V62H250ZM263 61H264V60H263ZM25 62H24V63H25ZM34 62H35V60H34ZM40 62H41V61H40ZM40 62H38L37 67L39 66V64H41ZM105 62H106V61H105ZM110 62H111V61H109L108 64H111ZM112 62H113L112 64H115L114 61H112ZM115 62H116V61H115ZM117 62H118V61H117ZM117 62H116V64H117ZM160 62H161V60H160ZM172 62H173V61H172ZM178 62H179V61H178ZM189 62H190V61H189ZM198 62H199V61H198ZM227 62H229V61H227ZM254 62H255V61H254ZM42 63H43V62H42ZM46 63H44V64H46ZM65 63H66V62H65ZM67 63H68V62H67ZM91 63H92V62H91ZM99 63H100V62H98V64H99ZM102 63H103V62H102ZM157 63H158V62H157ZM162 63H163V62H162ZM166 63H167V61H166ZM166 63H165V65L167 66L168 63H167V64H166ZM190 63H191V62H190ZM215 63H216V62H215ZM219 63H220V62H219ZM222 63H223V62H222ZM257 63L259 64V62H257ZM10 64L13 65V63H10ZM17 64H19V63H17ZM17 64H16V65H17ZM20 64H21V63H20ZM28 64H29V62H28ZM36 64H37V63H36ZM51 64H52V63H51ZM70 64H71V63H70ZM80 64H81V63H80ZM84 64H86V63H84ZM84 64H83V65H84ZM94 64H95V62H94ZM106 64H107V63H106ZM116 64L113 65L114 67H113L112 65H111L110 67H113V68H115L116 70H119V66L116 65ZM118 64H119V63H118ZM124 64H125V63H124ZM155 64H156V63H155ZM169 64H172V63H169ZM175 64H176V63H175ZM188 64H189V63H188ZM200 64H201V63H200ZM203 64H205V63H203ZM255 64H256V62H255ZM258 64H257V65H258ZM7 65H9V63H8ZM29 65H31V64H29ZM41 65H43V64H41ZM41 65H40L39 68L42 67ZM54 65H55V63H54ZM74 65H73V66H74ZM87 65H88V64H87ZM87 65H86V66H87ZM126 65H127V64H126ZM128 65H129V64H128ZM141 65L143 66V63H141ZM150 65H151V64H150ZM150 65H148V66H150ZM163 65H164V64H163ZM185 65H186V64H185ZM189 65H190V64H189ZM189 65H188V66H189ZM198 65H199V64H198ZM208 65H209V64H208ZM210 65H211V64H210ZM220 65H221V64H220ZM21 66H22V64H21ZM50 66H51V65H50ZM52 66H53V65H52ZM69 66H70V65H68V67H69ZM78 66H79V65H78ZM91 66H92V64H91ZM95 66H96V65H95ZM99 66H100V65H99ZM115 66H116V67H115ZM117 66H118V67H117ZM122 66H123V65H122ZM152 66H154V64H153ZM168 66H169V65H168ZM179 66H180V65H179ZM181 66H182V64H181ZM206 66H207V65H206ZM214 66H215V65H214ZM29 67H30V66H29ZM29 67H28V68H29ZM31 67H33V66H31ZM31 67H30V68H31ZM56 67H57V65H56ZM56 67H55V68H56ZM68 67H66V68H68ZM89 67H90V66H89ZM105 67H106V66H105ZM107 67H108V66H107ZM125 67H126V66H125ZM129 67H130V66H129ZM183 67H184V66H183ZM199 67H200V65H199ZM218 67H219V66H218ZM233 67H234V66H233ZM253 67H254V66H253ZM11 68H12V69H11ZM22 68H23V66H22ZM28 68H27V69H28ZM46 68H47V67H46ZM46 68L44 67V68H42V69L45 70ZM55 68H54V69H55ZM70 68H71V67H70ZM78 68H79V67H78ZM78 68H77V69H78ZM83 68H84V66H83ZM96 68H97V67H96ZM126 68H127V67H126ZM131 68H134V67H131ZM136 68H137V67H136ZM184 68H185V67H184ZM192 68H193V67H192ZM192 68H191V69H192ZM229 68H230V67H229ZM254 68H255V67H254ZM256 68H257V67H256ZM256 68H255V69H256ZM31 69H32V68H31ZM31 69H30V70H31ZM54 69H53V70H54ZM72 69H73V68H72ZM81 69H82V67H81ZM98 69H99V68H98ZM104 69H105V68H104ZM149 69H151V68H149ZM167 69H168V68H167ZM182 69H183V68H182ZM220 69H221V68H220ZM36 70H37V69H36ZM36 70H34V71H36ZM38 70H39V69H38ZM38 70H37V72H38ZM44 70H42V71L44 72ZM46 70H47V69H46ZM48 70H49V68H48ZM51 70H52V69H51ZM55 70H56V69H55ZM60 70H61V69H60ZM62 70H64V69L62 68ZM86 70H87V71H82L80 74H82V75H83V74L86 75V74L88 73V69H86ZM113 70H114V69H113ZM116 70H115V71H116ZM127 70H128V69H127ZM127 70H126V71H127ZM134 70H135V69H134ZM137 70H139V69H137ZM142 70H143V69H142ZM152 70H155V69H152ZM201 70H202V69H201ZM207 70H208V69H207ZM209 70H210V69H209ZM224 70H225V68H224ZM230 70H231V69H230ZM12 71H14V70H12ZM31 71H32V70H31ZM34 71H33V72H34ZM39 71H40V70H39ZM66 71H67V70H66ZM89 71H90V70H89ZM110 71H111V69H110ZM139 71H140V70H139ZM176 71H177V70H176ZM188 71H189V69H188ZM219 71H220V70H219ZM228 71H229V70H228ZM249 71H250V67L248 66V68L246 69V73L249 72ZM255 71H256V70H255ZM259 71H260V70H259ZM4 72H5V73H4ZM9 72H10V71H9ZM37 72H36V73H37ZM48 72H49V71H48ZM48 72H47V74H48ZM52 72H53V71H52ZM61 72H62V71H61ZM61 72H60V73H61ZM69 72H72V71H69ZM101 72H102V71H101ZM103 72H104V70H103ZM124 72H125V68H124ZM135 72H137V71H135ZM202 72H204V71H202ZM205 72H206V71H205ZM38 73H41V72H38ZM38 73H37L35 76L39 77ZM57 73H59V72H57ZM60 73H59V74H60ZM72 73L74 74V72H72ZM113 73H115V72H113ZM113 73H112V74H113ZM125 73H126V72H125ZM125 73H123V75H124ZM133 73H134V72H133L132 70H129L128 73H126V74H128V77L130 76V77H132V78H133V76H134V77L137 76V75H134ZM176 73H178V72H176ZM188 73H189V72H188ZM213 73H214V72H213ZM217 73H218V72H217ZM217 73H216V74H217ZM252 73H253V72H252ZM6 74H7V73H6ZM26 74L30 77V79H29V77H28ZM32 74H33V73H32ZM53 74H54V73H53ZM66 74H67V73H66ZM95 74H96V73H95ZM100 74H101V73H100ZM105 74H106V73H105ZM108 74H109V73H108ZM115 74H116V73H115ZM119 74H120V73H119ZM121 74H122V71H121ZM137 74H138V73H137ZM169 74H170V72H169ZM191 74H192V73H191ZM227 74H228V73H227ZM231 74H232V72H231ZM236 74H237V72H236ZM261 74H262V73H261ZM44 75H45L44 73L41 74V76H44ZM49 75H51V74H49ZM88 75H89V74H88ZM106 75H107V74H106ZM106 75H105V76H106ZM151 75H152V74H151ZM171 75H172V74H171ZM212 75H213V74H212ZM219 75H220V74H219ZM222 75H223V74H222ZM252 75H254V74H252ZM256 75H257V73H256ZM9 76H11V74H9ZM47 76H48V75H47ZM47 76H45V78H48ZM68 76H69V75H68ZM70 76H71V75H70ZM101 76H102V75H101ZM103 76H104V75H103ZM109 76H111V75H109ZM109 76H108V78H109ZM115 76H117V75H115ZM120 76H121V75H120ZM139 76H141V75L139 74ZM142 76H143V75H142ZM175 76H176V75H175ZM175 76H174V77H175ZM180 76H181V75H180ZM183 76H184V75H183ZM217 76H218V75H217ZM260 76H262V75H260ZM58 77H60V75H59ZM62 77H63V75H62ZM86 77H87V76H86ZM118 77H119V76H118ZM126 77H127V76H126ZM126 77H125V78H126ZM128 77H127V78H128ZM148 77H149V76H148ZM174 77H172V78H174ZM178 77H179V76H178ZM185 77H186V76H185ZM210 77H211V76H210ZM210 77H209V78H210ZM212 77H213V76H212ZM221 77H222V76H221ZM249 77H250V76H249ZM251 77H253V76H251ZM50 78H51V76H50ZM63 78H65V77H63ZM119 78H120V77H119ZM121 78H122V77H121ZM136 78H139V77L137 76ZM182 78H183V77H182ZM192 78H193V77H192ZM213 78H214V77H213ZM228 78H229V77H228ZM253 78H254V77H253ZM263 78H264V77H263ZM35 79H36V77H35ZM54 79H55V78H54ZM54 79H53V80H54ZM58 79H59V78H58ZM87 79H88V77H87ZM113 79H115V77H114ZM134 79H135V78H134ZM179 79H180V78H179ZM201 79H202V78H201ZM216 79H217V77H216ZM216 79H215V80H216ZM224 79H226V78H224ZM53 80H52V81H53ZM55 80H56V79H55ZM60 80H61V79H60ZM62 80H64V79H62ZM62 80H61V81H62ZM75 80H76V79H75ZM78 80H79V78H78ZM94 80H95V79H94ZM111 80H112V79H111ZM122 80H123V79H122ZM122 80H121V81H122ZM136 80H137V79H136ZM141 80H142V79H141ZM146 80H147V78H146ZM149 80H150V79H149ZM153 80H154V79H153ZM175 80L177 81L176 78H175ZM186 80H188V79L186 78ZM186 80H185V81H186ZM211 80H213V79H211ZM218 80H219V78H218ZM218 80H216V81H218ZM250 80H251V79H250ZM72 81H73V80H72ZM117 81H118V78H117L116 82H117ZM119 81H120V80H119ZM121 81H120V82H121ZM127 81H128V79H127ZM131 81H132V80H131ZM133 81H134V80H133ZM142 81H145V80H142ZM182 81H183V80H182ZM185 81H184V82H185ZM188 81H191V79L188 80ZM200 81H202V80H200ZM209 81H210V79H209ZM219 81H220V80H219ZM228 81H229V84H227V83H228V82H227V79H226V82H227V83H226L225 81H224V82H225L227 85L231 86V85H230V83L232 82L231 79L228 80ZM230 81H231V82H230ZM251 81H252V80H251ZM256 81H257V80H256ZM44 82H45V79H44ZM49 82H50V80H49ZM54 82H55V81H53V83H54ZM56 82H58V80H57ZM68 82H69V81H68ZM93 82H94V81H93ZM97 82H98V80H97ZM105 82H106V81H105ZM122 82H123V81H122ZM122 82H121V83H122ZM124 82H126V81H124ZM152 82H153V81H152ZM172 82H173V81H172ZM204 82H205V81H204ZM211 82H213V81H211ZM220 82H221V81H220ZM69 83H70V82H69ZM76 83H77V82H76ZM79 83H80V82H79ZM108 83H109V82H108ZM130 83H131V82H130ZM132 83H134V82H132ZM141 83H142V82H141ZM148 83H150V82H148ZM175 83H176V82H175ZM175 83H174V84H175ZM178 83H179V82H178ZM197 83H198V82H197ZM208 83H210V82H208ZM225 83H224V84H225ZM240 83H242V82H240ZM243 83H244V82H243ZM253 83H254V82H253ZM255 83H256V82H255ZM255 83H254V84H255ZM47 84H48V83H47ZM50 84H51V83H50ZM67 84H68V83H67ZM73 84H74V83H73ZM82 84H83V83H82ZM103 84H104V83H103ZM116 84H117V87H118V86H119V85H118V82H117ZM122 84H123V83H122ZM122 84H120V85H122ZM124 84H125V83H124ZM128 84H129V83H128ZM128 84H127V85H128ZM137 84H138V83H137ZM137 84H135V85H137ZM155 84H156V83H155ZM155 84H154V85H155ZM170 84H171V83H170ZM183 84H185V85L187 84V85H188L187 82H186V83H183ZM198 84H199V83H198ZM204 84H205V83H204ZM210 84H211V83H210ZM210 84H209V85H210ZM217 84L219 85V83H217ZM217 84H216V85H217ZM222 84H223V83H222ZM224 84H223V85H220L219 88L222 89L221 86H223V88H224ZM238 84H239V83H238ZM244 84H246V82H245ZM263 84H264V82H263ZM43 85H44V83H43ZM43 85H42V88H43ZM55 85H56V84H55ZM59 85H60V84H59ZM77 85L79 86V84H77ZM80 85H81V83H80ZM84 85H85V84H84ZM105 85H106V83H105ZM107 85H109V84H107ZM107 85H106V87H107ZM113 85H114V83H113ZM130 85H131V84H129V86H130ZM146 85H147V83H146ZM150 85H152V83H151ZM192 85H194V84H192ZM192 85H191V86H192ZM199 85H200V84H199ZM201 85H203V84H201ZM205 85H207V84H205ZM218 85H217V86H218ZM227 85H225V86H227ZM233 85H234V84H232V86H233ZM246 85H247V84H246ZM257 85L259 86V84H257ZM50 86H51V85H50ZM75 86H76V85H75ZM122 86H123V85H122ZM131 86H132V85H131ZM133 86H134V85H133ZM137 86H138V85H137ZM147 86H148V85H147ZM147 86H146V88H147ZM168 86H169V85H168ZM177 86H178V85H177ZM212 86L214 87L215 85L213 84V85L210 86V87L213 89ZM217 86H215V87H217ZM244 86H245V85H244ZM254 86H255V85H254ZM48 87H49V86H48ZM82 87H83V86H82ZM82 87L80 86L79 89H80V88L82 89ZM85 87H86V86H85ZM90 87H91V86H90ZM90 87H89V88H90ZM98 87H99V85H98ZM101 87H102V86H101ZM101 87H99V88H101ZM125 87H126V86H125ZM125 87H123V88H125ZM138 87H139V86H138ZM138 87L135 88V86H134V88L137 89V90H138ZM143 87H144V85H143ZM143 87H141V88H143ZM150 87H152V86H150ZM154 87H155V86H154ZM181 87H182V86H181ZM187 87H190V85L187 86ZM205 87H206V86H205ZM215 87H214V88H215ZM234 87H235V86H233V88H234ZM236 87H237V86H236ZM240 87H241V86H240ZM259 87H263V86H259ZM57 88H58V87H57ZM57 88H56V89H57ZM64 88H65V87H64ZM94 88H95V86H94ZM102 88H103V87H102ZM107 88H108V87H107ZM110 88H113V87H110ZM114 88H115V86H114ZM129 88H130V87H129ZM155 88H156V87H155ZM155 88H153V89H155ZM160 88H161V87H160ZM170 88H171V87H170ZM177 88H178V87H177ZM179 88H180V87H179ZM190 88H191V87H190ZM206 88H207V87H206ZM233 88H231V89H233ZM250 88H251V87H250ZM250 88H249V89H250ZM256 88H257V87H256ZM263 88H264V87H263ZM39 89H38V90H39ZM49 89H50V87L48 88V90H49ZM54 89H55V88H54ZM56 89H55V91H57ZM75 89H76V88H75ZM96 89H97V88H96ZM120 89H121V88H120ZM132 89H133V87H132ZM143 89H145V88H143ZM143 89H142V91H141L142 93H141V92L138 93V97H139V94H143ZM156 89H157V88H156ZM194 89L196 90V88H194ZM201 89H202V88H201ZM217 89H218V88H217ZM226 89H229V88H224L223 90H221V91H219V92L217 91V92H218V96H221V97L226 98V99H227V96H228V98H229L230 92H229L228 90H226ZM231 89H230V91H231ZM236 89H237V88H236ZM239 89H240V88H239ZM243 89H245V88H243ZM246 89H247V88H246ZM261 89H262V88H261ZM35 90H33V91H35ZM38 90H37V91H38ZM45 90H46V89H45ZM66 90H67V89H65L64 91H66ZM85 90H88V89H85ZM92 90H93V89H92ZM101 90H102V89H101ZM106 90H113V89H106ZM115 90H117V89H115ZM128 90H129V89H128ZM137 90H136V91H137ZM145 90H146V89H145ZM147 90H148V89H147ZM150 90H151V89H150ZM173 90H174V89H173ZM178 90H179V89H178ZM197 90H198V89H197ZM204 90H205V89H204ZM206 90H207V89H206ZM210 90H211V89H210ZM210 90H209V91H210ZM233 90H235V89H233ZM240 90H241V89H240ZM247 90H248V89H247ZM247 90H246V91H247ZM59 91H60V90L58 89V92H59ZM88 91H90V89H89ZM119 91H120V90H119ZM119 91H118V92H119ZM148 91H149V90H148ZM153 91H156V90H153ZM174 91H175V90H174ZM189 91H190V90H189ZM200 91H201V90H200ZM236 91H237V90H236ZM260 91H262V90H260ZM42 92H43V91H42ZM44 92H46V91H44ZM44 92H43V93H44ZM67 92H68V91H67ZM71 92H72V91H71ZM78 92H80V91H78ZM82 92H85V91L82 89ZM91 92H92V91H91ZM97 92H100V91H97ZM107 92H108V91H107ZM110 92H111V91H110ZM118 92H117V93H118ZM137 92H138V91H137ZM164 92H165V91H164ZM171 92H172V91H170V93H171ZM175 92H177V91H175ZM184 92H185V91H184ZM190 92H191V91H190ZM197 92H198V91H197ZM207 92H208V91H207ZM18 93H19V94H18ZM31 93H33V92H31ZM46 93H47V92H46ZM50 93H51V92H50ZM59 93H60V92H59ZM75 93H76V92H75ZM87 93H89V92H87ZM104 93H105V92H104ZM121 93H122V92H121ZM124 93H125V92H124ZM129 93H130V92H129ZM133 93H134V92H133ZM152 93H154V92H152ZM152 93H150V94H152ZM168 93H169V92H167V94H168ZM179 93H180V91H179ZM192 93H193V92H192ZM209 93H210V92H209ZM209 93H207V94L209 95ZM254 93H255V92H254ZM256 93L258 94V93H260V92H256ZM38 94H40L39 91H38ZM47 94H48V93H47ZM47 94H45V95H47ZM53 94H54V92H53ZM55 94H56V93H55ZM72 94H74V93H72ZM72 94H71V95H72ZM80 94H81V92H80ZM80 94L77 95V97H79ZM82 94H83V93H82ZM91 94H92V93H89V95H88V94H87V95L90 96ZM94 94H95V93H94ZM99 94H101V92H100ZM102 94H103V93H102ZM102 94H101V96H105V95H102ZM106 94H107V93H106ZM109 94H110V93H109ZM109 94H108V95H109ZM114 94H115V93H114ZM146 94H147V93H146ZM155 94H156V93H155ZM155 94H154V95H155ZM157 94H158V93H157ZM157 94H156V95H157ZM159 94H160V93H159ZM162 94H163V93H162ZM164 94H165V93H164ZM167 94H165V95L167 96ZM175 94H176V93H175ZM180 94H181V93H180ZM180 94H179V96H180ZM182 94H184V93H182ZM186 94H187V92H186ZM190 94H191V93H190ZM211 94H212V93H211ZM213 94H214V93H213ZM246 94H247V92L245 93V96H246ZM30 95H31V94H30ZM58 95H59V94H58ZM64 95H66V93H65ZM74 95H76V94H74ZM83 95H84V94H83ZM83 95H81V96H83ZM92 95H93V94H92ZM92 95H91V96H92ZM122 95H123V94H122ZM122 95L120 94V96H122ZM127 95H128V94H127ZM132 95H133V94H132ZM148 95H149V94H148ZM165 95H161V96H165ZM184 95H185V94H184ZM202 95H203V94H202ZM208 95H207V96H208ZM231 95H232V94H231ZM239 95H240V94H239ZM242 95H243V94H242ZM252 95H254V94H251L250 96L253 97ZM258 95H259V94H258ZM258 95H257V98H258ZM55 96H56V95L51 96V97L55 98ZM69 96H70V95H69ZM81 96H80V97H81ZM85 96H86V93H85L84 97H85ZM95 96H97V95H95ZM109 96H110V95H109ZM125 96H126V95H125ZM141 96H142V95H141ZM144 96H146V95H144ZM150 96H151V95H150ZM152 96H153V95H152ZM158 96H159V95H158ZM169 96H170V95H169ZM195 96H197V95H195ZM198 96H199V93H198ZM232 96H234V94H233ZM245 96H244V98H245ZM254 96H255V95H254ZM260 96H261V95H260ZM24 97H25V96H24ZM44 97H45V96H44ZM46 97H47V96H46ZM46 97H45V99H46ZM57 97H58V96H56V99H58ZM67 97H68V96H67ZM111 97H112V95H111ZM136 97H137V96H136ZM138 97H137V99H138ZM159 97H160V96H159ZM171 97H172V96H171ZM185 97H186V96H185ZM190 97H191V96H190ZM190 97H189V98H190ZM192 97H194V96H192ZM200 97H201V96H200ZM216 97H217V96H216ZM236 97H237V96H236ZM239 97H240V96H239ZM239 97H237V98H239ZM246 97H247V96H246ZM60 98L62 99V97H60ZM60 98H59V100H61ZM64 98H65V97H63V99H64ZM71 98H73V97H71ZM74 98H75V97H74ZM85 98H86V97H85ZM85 98H83V100H84ZM98 98H99V97H98ZM116 98L119 99L118 96H117ZM116 98H115V99H116ZM127 98H129V97H127ZM139 98H140V97H139ZM152 98H153V97H152ZM154 98H157L156 100H158V97L155 96ZM163 98H164V97H163ZM165 98H166V97H165ZM165 98H164V99H165ZM177 98H178V97H177ZM181 98H182V97H181ZM189 98H188V99H189ZM196 98H197V97H196ZM223 98H222V99H223ZM27 99H28V98H27ZM45 99H44V100H45ZM49 99H50V98H49ZM113 99H114V98H113ZM118 99H116V100H118ZM121 99L124 100V98H121ZM121 99H120V100H121ZM132 99H133V96H132ZM142 99H143V97H142ZM144 99H146V98H144ZM166 99H167V98H166ZM168 99H169V98H168ZM172 99H173V98H172ZM188 99H187V100H188ZM205 99H206V98H205ZM214 99H215V98H214ZM235 99H236V98H235ZM246 99H248V98H246ZM250 99H252V98H250ZM14 100H13V104L15 103ZM46 100H47V99H46ZM52 100H53V99H52ZM70 100H71V99H70ZM79 100H82V98H80ZM89 100H90V99H89ZM101 100H102V99H101ZM109 100H111V99H109ZM109 100H107V101H109ZM116 100H115V101H116ZM147 100H149V97H148ZM150 100H151V99H150ZM174 100H175V99H174ZM178 100H179V99H178ZM180 100H181V99H180ZM180 100H179V101H180ZM195 100H196V99H195ZM201 100H202V99H201ZM201 100H200V101H201ZM208 100H210V99H208ZM212 100H213V99H212ZM215 100H216V99H215ZM237 100H238V99H237ZM239 100H242V99L240 98ZM239 100H238V101H239ZM244 100H245V99H244ZM35 101H36V98H35ZM39 101H40V99H39ZM39 101H36V102H39ZM50 101H51V100H50ZM65 101H66V98H65ZM75 101H76V100H74V102H75ZM95 101H96V99L94 100V102H95ZM97 101H99V100L97 99ZM104 101H105V100H104ZM125 101L127 102V100H125ZM128 101H129V100H128ZM130 101H131V100H130ZM137 101H138V100H137ZM140 101H141V100H140ZM143 101L145 102V100H142V102H143ZM160 101H162V100H160ZM164 101H165V100H164ZM170 101H171V100H170ZM172 101H173V100H172ZM176 101H177V100H176ZM188 101L191 102L190 99H189ZM188 101H186V103H187ZM210 101H211V100H210ZM42 102H43V101H42ZM42 102H41V103H42ZM46 102H47V101H46ZM67 102H68V101H67ZM74 102H73V103H74ZM77 102H78V101H77ZM77 102H76L75 104H77V105L81 104V103H79V102H81V101L78 102L79 104H78ZM126 102H125V103H126ZM132 102H133V101H132ZM132 102H131V103H132ZM147 102H148V101H147ZM153 102H154V101H153ZM153 102H152V103H153ZM155 102H156V101H155ZM157 102H158V101H157ZM174 102H175V101H174ZM174 102H173V103H174ZM184 102H185V101H184ZM243 102H244V101H243ZM243 102H241V103H243ZM263 102H264V100H262V102L256 101L255 99H254V101H253V100H249V101H246V102H245V106H246V108H248V109H250V110H252V111H256V112H258V111H260V110H263V105H264V104H262ZM16 103H18V102H16ZM41 103H40V104H41ZM50 103H52V102H50ZM65 103H66V102H65ZM97 103H99V102H97ZM97 103L95 102L94 105L97 104ZM107 103H108V102H107ZM115 103H116V102H114V104H115ZM119 103H120V101H119ZM140 103H141V102H140ZM158 103H159V102H158ZM194 103H195V102H194ZM194 103H193V105L195 106L196 103H195V104H194ZM202 103H203V102H202ZM236 103H237V102H236ZM20 104H21V103H20ZM34 104H35V103H34ZM40 104H39V106H40ZM45 104H46V103H45ZM55 104H56V103H55ZM62 104H63V103H62ZM66 104H68V103H66ZM66 104H65V105H66ZM92 104H93V103H92ZM100 104H101V107H103V106H102L103 104H102L101 102H100ZM104 104H105V103H104ZM114 104H113V105H114ZM121 104H122V102H121ZM135 104H136V102H135ZM135 104H134V105H135ZM137 104H138V103H137ZM137 104H136V105H137ZM142 104H144V103H142ZM149 104H150V103H149ZM188 104H189V106H188V109H189V108L191 107V106H190L191 103H188ZM214 104H215V103H214ZM27 105H28V103H27ZM43 105H44V103H43ZM58 105H59V104H58ZM86 105L88 106V105H90V104H86ZM86 105H84V106H86ZM97 105H99V104H97ZM131 105H132V104H131ZM131 105H130V106H131ZM139 105H140V104H139ZM162 105H164V103H163ZM185 105H186V104H185ZM233 105H234V104H233ZM233 105H232V106H233ZM243 105H244V104H243ZM61 106H62V105H60V108H61ZM79 106H80V105H79ZM87 106H86V107H87ZM111 106H112V105H111ZM114 106H116V105H114ZM125 106H126V105H125ZM127 106H128V103H127ZM127 106H126V107H127ZM149 106H150V105H149ZM173 106H175V105H173ZM183 106H184V105H183ZM203 106H204V105H203ZM203 106L199 107V105H197V108H195V109L193 108L194 110L191 109V110H192V111L190 110L191 113L195 114V115H193V114H191V115L196 116V115L198 114V116H200L201 114H202V115H205V114H206L207 117L205 116L204 118H205V119H209V120H208V123H210L211 120H212V122H211L212 125L214 124V126H215V125H216L215 123H217V125H221L220 122H219L220 120H217V119H218V117H219V119H222L225 115L222 113L223 116H222V118H220L221 113L218 112L217 110H215L214 108H213L214 110H212L213 105H212L211 108L208 107V108H209V111H206L207 109H204V108H207L206 106H208V105H206L204 108H203ZM234 106H235V105H234ZM234 106H233V107H234ZM14 107H15V105H14ZM21 107H22V106H21ZM52 107H53V106H52ZM62 107H63V106H62ZM67 107H68V106H67ZM67 107H66V108H67ZM69 107H70V106H69ZM69 107H68V108H69ZM72 107H73V105H72ZM76 107H77V106H76ZM86 107H85V108H86ZM106 107H107V106H106ZM147 107H148V106H147ZM151 107H152V106H151ZM166 107H167V106H166ZM216 107H217V106H216ZM219 107H220V105H219ZM223 107H225V106L223 105ZM229 107H230V106H229ZM19 108H20V107H19ZM23 108H25V107L23 106ZM46 108H48V107H46ZM68 108H67V109H68ZM99 108H100V107H99ZM120 108H121V107H120ZM139 108H140V107H139ZM156 108H157V107L155 106V109H156ZM174 108H175V107H174ZM176 108H177V107H176ZM180 108H182V107H180ZM217 108H218V107H217ZM8 109H9V110H8ZM14 109H15V108H14ZM57 109H59V108H57ZM57 109H56V110H57ZM70 109H71V108H70ZM72 109H73V108H72ZM74 109H76V108L74 107ZM83 109H84V108H83ZM90 109H91V107L89 108V110H90ZM92 109H93V107H92ZM96 109H97V108H96ZM96 109H95V110H96ZM133 109H134V108H133ZM135 109H136V108H135ZM153 109H154V108H153ZM159 109H160V108H159ZM210 109H211V110H210ZM225 109H227V108H225ZM16 110H17V109H16ZM19 110H20V109H19ZM21 110H23V109H21ZM48 110H49V109H48ZM61 110H63V109H61ZM76 110H78V109H76ZM85 110H86V109H85ZM127 110H128V108H127ZM131 110H132V109H131ZM156 110H158V109H156ZM156 110H154V111H156ZM183 110H184V108H183ZM223 110H224V109H223ZM245 110H246V109H245ZM33 111H34V110H33ZM43 111H44V110H43ZM53 111H55V110L53 109ZM65 111H67V110H65ZM79 111H80V110H79ZM87 111H88V110H87ZM87 111H84L85 114H86ZM90 111H91V110H90ZM98 111H99V110H98ZM98 111L96 110V112H98ZM118 111H119V110H118ZM129 111H130V110H129ZM143 111H144V110H143ZM228 111H229V110H228ZM16 112H17V111H16ZM24 112H25V111H24ZM28 112H29V111H28ZM49 112H50V111H49ZM67 112H69V111H67ZM72 112H73V111H72ZM93 112H94V111L92 110V113H93ZM100 112H101V111H100ZM102 112H103V111H102ZM116 112H117V111H116ZM174 112H175V110H174ZM187 112H188V111H187ZM221 112H222V110H221ZM239 112H240V111H239ZM242 112H244V111H242ZM260 112H261V111H260ZM9 113H11V111L8 112V114H9ZM29 113H30V112H29ZM32 113H34V112H32ZM37 113H38V112H37ZM46 113H47V112H46ZM51 113H52V111H51ZM53 113H54V112H53ZM58 113H59V112H58ZM63 113H64V112H63ZM69 113H70V112H69ZM76 113H77V114H76ZM76 113H75L76 115L79 114L78 111H76ZM90 113H91V112H90ZM117 113H118V112H117ZM141 113H142V112H141ZM162 113H163V111H162ZM166 113H167V112H166ZM166 113H164V115H165ZM170 113H171V112H170ZM180 113H181V112H180ZM185 113H186V112H185ZM250 113H251V112H250ZM14 114H15V113H14ZM88 114H89V113H88ZM121 114H122V113H120V115H121ZM123 114H124V113H123ZM148 114H149V113H148ZM156 114H157V113H156ZM158 114H159V113H158ZM199 114H200V115H199ZM237 114H239V113H237ZM17 115H18V114H17ZM27 115H28V114H27ZM31 115H32V114H31ZM36 115H37V114H36ZM52 115H53V114H52ZM54 115H55V113H54ZM73 115H74V114H73ZM81 115H82V114H81ZM131 115H132V114H131ZM154 115H155V114H154ZM175 115H176V114H175ZM175 115H174V116H175ZM185 115H186V114H185ZM187 115H188V114H187ZM1 116H2V115H1ZM5 116H6V115H5ZM9 116H11V115H9ZM39 116H41V115H39ZM39 116H38V118H40ZM43 116H44V115H43ZM47 116H48V115H47ZM59 116H61V115H59ZM62 116H63V115H62ZM71 116H72V115H71ZM71 116H70V118H71ZM74 116H75V115H74ZM74 116H73V117H74ZM115 116H117V114H116ZM181 116H182V114H181ZM226 116H227V115H226ZM250 116H252V115H250ZM2 117H3V116H2ZM12 117H13V116H12ZM23 117H24V116H23ZM56 117H58V115H57ZM56 117H55V118H56ZM65 117H66V116H65ZM65 117H64V118H65ZM76 117H77V116H76ZM78 117H79V116H78ZM81 117H84V116H81ZM85 117H87V116L85 115ZM88 117H89V116H88ZM88 117H87V118H88ZM108 117H110V116H108ZM146 117H147V116H146ZM150 117H151V116H150ZM160 117H161V116H160ZM167 117H168V115H167ZM184 117H185V116H184ZM188 117H189V116H188ZM201 117H203V116H201ZM201 117H195V118H197V120H198V118H199V120H200ZM34 118H35V117H34ZM43 118H44V117H43ZM43 118H42V119H43ZM51 118H52V117H51ZM53 118H54V117H53ZM59 118H60V117H59ZM67 118H68V116H67ZM74 118H75V117H74ZM112 118H113V116H112ZM114 118H115V117H114ZM121 118H122V116H121ZM148 118H149V117H148ZM157 118H158V117H157ZM163 118H164V117H163ZM186 118H187V117H186ZM192 118H193V117H192ZM224 118H225V117H224ZM230 118H232V117H230ZM238 118H239V117H238ZM6 119H8V118L6 117ZM30 119H31V118H30ZM35 119H36V118H35ZM44 119H45V118H44ZM44 119H43V120H44ZM68 119H69V118H68ZM119 119H120V117H119ZM158 119H159V118H158ZM165 119H166V118H165ZM174 119H175V118H173V120H174ZM205 119H203V120H205ZM228 119H229V118H228ZM244 119H245V118H244ZM16 120H17V119H16ZM23 120H24V119H22V121H23ZM40 120H41V118H40ZM40 120H39V121H40ZM43 120H42V121H43ZM47 120H48V118H47ZM47 120H46V121H47ZM49 120H50V119H49ZM64 120H66V119H64ZM87 120H88V119H87ZM114 120H115V119H114ZM124 120H126V118H124ZM147 120H148V119H147ZM150 120H151V119H150ZM156 120H157V119H156ZM159 120H161V119H159ZM175 120H178V122H179V119H175ZM186 120H187V119H186ZM25 121H26V120H25ZM46 121H44V125H47V123L45 124ZM60 121H61V120H60ZM62 121H63V120H62ZM78 121H79V119L77 120L76 123H78ZM80 121H81V120H80ZM80 121H79V122H80ZM102 121H103V120H102ZM122 121H123V120H122ZM126 121H127V120H126ZM126 121H125V122H126ZM131 121H132V120H131ZM133 121H134V120H133ZM148 121H149V120H148ZM164 121H165V120H164ZM187 121H188V120H187ZM209 121H210V122H209ZM229 121H230V120H229ZM233 121H234V120H233ZM37 122H38V121H37ZM50 122H51V121H50ZM50 122H49V123H50ZM52 122H56V121H53V120H52ZM57 122H58V121H57ZM64 122H65V121H64ZM66 122H67V121H66ZM74 122H75V121H73V125L76 124V123H74ZM108 122H109V121H108ZM141 122H142V121H141ZM145 122H146V121H145ZM150 122H151V121H150ZM166 122H167V121H166ZM226 122H228L227 119H226ZM226 122H224V124H226ZM4 123H5V121H4ZM11 123H12V122H11ZM23 123H24V122H23ZM34 123H35V120H34ZM60 123H61V122H60ZM70 123H72V122H70ZM83 123H84V122H83ZM120 123H121V122H120ZM127 123H129V122L127 121ZM138 123H139V122H138ZM147 123H148V122H147ZM184 123H185V122H184ZM189 123H191V122H189ZM204 123H205V121H204ZM204 123H203V124H204ZM218 123H219V124H218ZM222 123H223V121H222ZM252 123H253V122H252ZM13 124H14V123H13ZM36 124H37V123H36ZM40 124H41V123H40ZM51 124H52V123H51ZM55 124H56V123H55ZM68 124H69V123H68ZM116 124H117V123H116ZM123 124H124V123H123ZM144 124H145V123H144ZM194 124H196V123H194ZM199 124H200V123H199ZM224 124H223V125H224ZM228 124H229V123H228ZM247 124H248V123H247ZM16 125H17V124H15V126H16ZM20 125H21V124H20ZM41 125H42V124H41ZM63 125H64V124H63ZM109 125H111V124H109ZM118 125H120V124H118ZM118 125H115V126L120 127V126H118ZM141 125H142V124H140L138 127H141ZM148 125H151V123L148 124ZM158 125H159V124H158ZM167 125H169V124H167ZM174 125H175V124H174ZM178 125H180V123H179ZM178 125H177V126H178ZM190 125H191V124H190ZM197 125H198V124H197ZM200 125H201V124H200ZM205 125H208V124L205 123ZM209 125H210V124H209ZM212 125H211V126H212ZM217 125H216V126H217ZM243 125H244V124H243ZM0 126H1V125H0ZM12 126H13V125H12ZM22 126H23V125H22ZM26 126H27V125H26ZM35 126H36V125H35ZM38 126H40V125H38ZM38 126H37V127H38ZM56 126H57V125H56ZM65 126H66V125H65ZM76 126H77V125H76ZM78 126H79V124H78ZM83 126H84V125H83ZM95 126H96V125H95ZM122 126H123V125H122ZM125 126H126V125H125ZM127 126H128V125H127ZM127 126H126V127H127ZM135 126H136V125H135ZM146 126H147V125H146ZM153 126H154V125H153ZM156 126H157V125H156ZM164 126H165V125H164ZM185 126H186V125H185ZM211 126H210V127H211ZM24 127H25V126H24ZM37 127H36V128H37ZM45 127H46V126H45ZM45 127H44V128H45ZM58 127H59V125H58ZM63 127H64V126H63ZM71 127H72V126H71ZM74 127H75V126H74ZM74 127H73V128H74ZM108 127H109V126H108ZM108 127H107V128H108ZM117 127H115V128H117ZM123 127H124V126H123ZM191 127H192V126H191ZM195 127H196V126H195ZM223 127H224L225 129H227V127H229V126H225V125H224ZM247 127H248V126H247ZM247 127H246V128H247ZM5 128H6V127H5ZM16 128H17V127H16ZM16 128H15V129H16ZM38 128H39V127H38ZM50 128H51V127H50ZM80 128H82L81 125H80ZM80 128H77V127H76V129H71L70 134L67 133V134H68V135H67V139L70 140V136H72V139H73L74 141L77 140V139L80 137V136H79V129H80ZM83 128H84V127H83ZM128 128H129V127H128ZM149 128H150V127H149ZM167 128H168V127H167ZM173 128L177 129V128L174 127V126H173ZM178 128H179V127H178ZM198 128H199V127H198ZM203 128H204V127H203ZM229 128H230V127H229ZM252 128H253V125H252ZM258 128H259V127H258ZM12 129H13V128H12ZM12 129H11V130H12ZM32 129H33V126H32ZM34 129H35V127H34ZM65 129H66V128H64V129H63L64 132H63V131H62V132L66 134ZM118 129H119V128H118ZM118 129H117V130H118ZM120 129H121V127H120ZM141 129H144V128H141ZM183 129H184V128H183ZM222 129H223V128H222ZM249 129H250V128H249ZM39 130H40V129H39ZM41 130H42V129H41ZM52 130H53V129H52ZM52 130H51V133L53 134V131H52ZM59 130H60V128H59ZM61 130H62V129H61ZM73 130H74V131H73ZM113 130H114V129H113ZM125 130L127 131V129H125ZM164 130H165V129H164ZM169 130H170V129H169ZM172 130H174V129H172ZM178 130H179V129H178ZM184 130H185V129H184ZM186 130H188V128H187ZM195 130H196V129H195ZM203 130H204V129H203ZM211 130H212V127L209 128V129L207 130L208 133L205 134L207 137H205L204 139H207L208 136H209L210 141H211V139H212V137H213V135H214V134L211 135V134H212V133H210V132H212ZM228 130H229V129H228ZM0 131H1V129H0ZM4 131H5V130H4ZM13 131H14V130H13ZM15 131H16V130H15ZM24 131H25V130H24ZM26 131H27V130H26ZM29 131H31V130H29ZM29 131H28V132H29ZM33 131H34V130H33ZM36 131H37V130H36ZM43 131H44V130H43ZM105 131H106V130H105ZM114 131H115V130H114ZM145 131H146V130H145ZM145 131H144V132H145ZM167 131H168V130H167ZM180 131H181V129H180ZM201 131H202V130H201ZM207 131H206V132H207ZM218 131H219V130H218ZM222 131H223V130H222ZM225 131H226V130H225ZM236 131H237V128H236ZM258 131H259V130H258ZM19 132H20V131H19ZM19 132H18V133H19ZM34 132H35V131H34ZM44 132H45V131H44ZM58 132H59V131H58ZM58 132H57V133H58ZM62 132H61V133H62ZM67 132H69L68 129H67ZM83 132H84V131H83ZM107 132H108V131H107ZM107 132H106V133H107ZM119 132H120V131H119ZM168 132H169V131H168ZM186 132H188V131H186ZM206 132H205V133H206ZM249 132H250V131H249ZM2 133H4V132H2ZM11 133H12V132H11ZM30 133H31V132H30ZM49 133H50V132H49ZM57 133L55 132V134H57ZM59 133H60V132H59ZM63 133H62V134H63ZM108 133L110 134V132H108ZM112 133H113V132H112ZM155 133H157V132H155ZM170 133H171V132H170ZM201 133H202V132H201ZM215 133H216V132H215ZM241 133H242V131H241ZM243 133H244V129H243ZM250 133H251V132H250ZM252 133H253V132H252ZM13 134H15V133H13ZM23 134H24V133H23ZM33 134H34V133H33ZM36 134H37V133H36ZM62 134H61V135H62ZM80 134H81V132H80ZM103 134H104V133H103ZM139 134H140V133H139ZM153 134H154V133H153ZM167 134H168V133H167ZM171 134H172V133H171ZM171 134H170V135H171ZM226 134H227V131H226ZM226 134H225V136H226ZM236 134H237V133H236ZM257 134H258V133H257ZM2 135H3V134H2ZM11 135H12V134H11ZM11 135H10V137H11ZM16 135H17V134H16ZM19 135H20V134H19ZM41 135H42V134H41ZM77 135H78L79 137H77ZM82 135H83V134H82ZM97 135H98V134H97ZM105 135H107V134H105ZM112 135H113V134H112ZM130 135H131V129H130ZM135 135H136V133H135ZM149 135H150V133H149ZM202 135H203V134H202ZM253 135H254V134H252L251 136H253ZM255 135H256V134H255ZM21 136H22V135H21ZM54 136H55V135H54ZM57 136H58V135H57ZM68 136H69V137H68ZM124 136H125V135H124ZM131 136H132V135H131ZM141 136H142V135H141ZM141 136H139V137H141ZM146 136H147V135H146ZM157 136H158V135H157ZM159 136H160V135H159ZM161 136H162V135H161ZM161 136H160V138L163 137V136H162V137H161ZM164 136H166V135H164ZM243 136H244V135H243ZM246 136H248V135H246ZM0 137H2V136H0ZM13 137H14V136H13ZM37 137H38V136H37ZM47 137H48V136H47ZM51 137H53V136H51ZM105 137H106V136H105ZM105 137H104V138H105ZM110 137H111V136H110ZM113 137H114V136H113ZM137 137H138V136H137ZM137 137H136V138H137ZM142 137H143V136H142ZM144 137H145V136H144ZM152 137H153V136L151 135V138H152ZM189 137H191V136H189ZM195 137H196V136H195ZM219 137H220V136H219ZM3 138H4V137H3ZM8 138H9V136H8ZM22 138H24V137H22ZM44 138H45V137H44ZM62 138H63V137H62ZM64 138H66V137H64ZM64 138H63V139H64ZM114 138H115V137H114ZM116 138H117V137H116ZM118 138H119V136H118ZM125 138H127V137H125ZM148 138H149V137H148ZM177 138H178V137H177ZM197 138H198V137H197ZM197 138H196V140H197ZM213 138H215V137H213ZM226 138H228V137H226ZM247 138H248V137H247ZM13 139H14V138H13ZM18 139H19V137H18ZM20 139H21V138H20ZM49 139H51V138L49 137ZM57 139H58V137H57ZM57 139H56V140H57ZM59 139H60V138H59ZM94 139H95V138H94ZM101 139H102V138H101ZM122 139H123V138H122ZM127 139H128V138H127ZM127 139H126V140H127ZM129 139H130V138H129ZM131 139H132V138H131ZM153 139H154V141H155V138H153ZM158 139H159V137H158ZM162 139H164V138H162ZM229 139H231V138H229ZM256 139H257V138H256ZM258 139H259V138H258ZM1 140H2V139H1ZM3 140H4V139H3ZM16 140H17V139H16ZM16 140H15V141H16ZM34 140H35V139H34ZM37 140H38V139H37ZM53 140H54V139L51 140V141H52V143H51L52 145H51V146H54V145H53V143H54ZM79 140H80V139H79ZM92 140H93V138H92ZM156 140H157V139H156ZM166 140H167V139H166ZM171 140H172V139H171ZM177 140H178V139H177ZM177 140H176V141H177ZM193 140H194V139H193ZM193 140H192V141H193ZM196 140H194V141H196ZM200 140H201V139H200ZM207 140H209V139H207ZM212 140H213V139H212ZM224 140H225V139H224ZM234 140H235V139H234ZM236 140H237V139H236ZM246 140H248V139H246ZM4 141H5V140H4ZM10 141H11V140H10ZM15 141H14V143H15ZM17 141H18V140H17ZM19 141H21V140H19ZM19 141H18V142H19ZM22 141H24V139H23ZM22 141H21V142H22ZM51 141H50V142H51ZM105 141H106V140H105ZM124 141H125V139H124ZM133 141H134V140H133ZM141 141H142V140H141ZM143 141H144V140H143ZM157 141H158V140H157ZM160 141H162V140H160ZM168 141H169V140H168ZM178 141H179V140H178ZM187 141H188V139H187ZM239 141H240V140H239ZM244 141H245V140H244ZM248 141H250V140H248ZM8 142H9V141H8ZM8 142L5 141V143H8ZM11 142H13V141H11ZM39 142H40V141H39ZM47 142H48V141H47ZM47 142H46V143H47ZM57 142H58V140H57ZM65 142H66V141H65ZM75 142H76V141H75ZM116 142H117V141H116ZM129 142H131V141H129ZM152 142H153V140H152ZM152 142L150 143L151 145H152ZM158 142H159V141H158ZM164 142H165V141H164ZM174 142H175V141H174ZM185 142H186V141H185ZM197 142H198V141H197ZM202 142L204 143V140H203ZM206 142L208 143V141H206ZM213 142H214V141H213ZM213 142H212V143H213ZM219 142H221V140H220ZM231 142H232V141H231ZM236 142H238V141H236ZM252 142H253V141H252ZM258 142H259V141H258ZM3 143H4V142H3ZM33 143H34V142H33ZM42 143H43V142H42ZM70 143H71V142H70ZM78 143H79V142H78ZM86 143H87V142H86ZM117 143H118V142H117ZM122 143H123V142H122ZM131 143H132V142H131ZM227 143H229V142H227ZM253 143H254V142H253ZM1 144H2V143H1ZM1 144H0V145H1ZM8 144H10V142H9ZM16 144H17V142H16ZM24 144H25V143H24ZM34 144H35V143H34ZM49 144H50V143H49ZM60 144H61V143H60ZM62 144H63V141H62ZM65 144H67V143H65ZM97 144H98V143H97ZM113 144H114V143H113ZM115 144H116V143H115ZM127 144H128V142H127ZM156 144H157V143H156ZM156 144H155V145H156ZM158 144H159V143H158ZM170 144H171V143H170ZM180 144H181V143H180ZM189 144H190V143H189ZM205 144H206V143H205ZM209 144H210V143H209ZM214 144H215V143H214ZM221 144H222V143H221ZM235 144H236V143H235ZM250 144H251V143H250ZM2 145H4V144H2ZM2 145H1V148H2V147L4 148L5 146H2ZM39 145H40V144H39ZM57 145H58V144H57ZM76 145H77V144H76ZM83 145H84V144H83ZM111 145H112V144H111ZM125 145H126V144H125ZM136 145H137V143H136ZM153 145H154V144H153ZM171 145H172V144H171ZM185 145H186V144H185ZM199 145H200V144H199ZM216 145H217V144H216ZM242 145H243V144H242ZM6 146H7V144H6ZM8 146H9V145H8ZM26 146H27V145H26ZM30 146H31V145H30ZM47 146H48V145H47ZM49 146H50V145H49ZM51 146H50V147H51ZM92 146H93V145H92ZM113 146H114V145H113ZM113 146H112V147H113ZM115 146H116V145H115ZM127 146H129V144H128ZM133 146H134V145H133ZM159 146H160V145H159ZM182 146H183V145H182ZM210 146H211V145H210ZM220 146H221V145H220ZM245 146H246V145H245ZM9 147H10V146H9ZM31 147H32V146H31ZM56 147H58V146H56ZM70 147H71V146H70ZM74 147H75V146H74ZM74 147H73V148H74ZM77 147H78V146H77ZM80 147H81V146H80ZM131 147H132V146H131ZM131 147H130V148H131ZM141 147H142V146H141ZM157 147H158V146H157ZM168 147H169V146H168ZM173 147H174V146H173ZM205 147H206V146H205ZM207 147H208V146H207ZM235 147H236V146H235ZM237 147H238V146H237ZM249 147H250V146H249ZM251 147H252V146H251ZM251 147H250V148H251ZM256 147H257V146H256ZM1 148H0V149H1ZM3 148H2V149H3ZM7 148H8V147H7ZM7 148H6V149H7ZM54 148H55V146H54ZM59 148H60V146H59ZM61 148H62V147H61ZM117 148H118V147H117ZM121 148H123V147H120V151H121ZM124 148H125V147H124ZM143 148H144V146H143ZM148 148H149V147H148ZM186 148H187V147H186ZM214 148H215V147H214ZM238 148H239V147H238ZM2 149H1V150H2ZM17 149H19V148H17ZM45 149H46V148H45ZM66 149H67V148H66ZM76 149H78V148H76ZM111 149H112V148H111ZM155 149H156V148H155ZM224 149H225V148H224ZM11 150H12V149H11ZM15 150H16V149H15ZM41 150H42V149H41ZM47 150H48V149H47ZM74 150H75V149H74ZM104 150H106V149H104ZM125 150H130V149H128V147H127V149L125 148ZM135 150H136V149H135ZM137 150H138V149H137ZM172 150H173V149H172ZM181 150H182V148H181ZM192 150H193V149H192ZM204 150H205V149H204ZM230 150H231V149H230ZM234 150H235V149H234ZM4 151H5V149H4ZM4 151H3V152H4ZM54 151H55V150H54ZM71 151H72V150H71ZM102 151H103V149H102ZM131 151H132V150H131ZM175 151H176V150H175ZM222 151H223V150H222ZM239 151H240V150H239ZM244 151H245V150H244ZM250 151H251V150H250ZM260 151H261V150H260ZM23 152H24V151H23ZM27 152H28V151H27ZM72 152H73V151H72ZM94 152H95V150H94ZM126 152H127V151H126ZM129 152H130V151H129ZM133 152L135 153L136 151H133ZM142 152H144V151H142ZM160 152H161V150H160ZM229 152H230V151H229ZM247 152H248V151H247ZM29 153H30V152H29ZM32 153H33V152H32ZM57 153H58V152H57ZM67 153H68V152H67ZM101 153H102V152H101ZM108 153H109V152H108ZM119 153H121V152H119ZM140 153H141V151H140ZM144 153H146V152H144ZM154 153H155V152H154ZM163 153H164V152H163ZM191 153H193V152H191ZM191 153H190V154H191ZM204 153H205V152H204ZM237 153H238V152H237ZM237 153H236V154H237ZM258 153L260 154V152H258ZM39 154H40V153H39ZM55 154H56V153H55ZM60 154H61V153H60ZM60 154H59V155H60ZM64 154H65V153H64ZM84 154H85V153H83V155H84ZM87 154H88V153H87ZM111 154H112V153H110L109 155H111ZM124 154H125V153H124ZM129 154H131V153H129ZM173 154H174V153H173ZM180 154H181V153H180ZM208 154H209V153H208ZM225 154H226V153H225ZM233 154H234V153H233ZM3 155H4V154H3ZM16 155H17V154H16ZM27 155H28V154H27ZM72 155H73V154H72ZM88 155H89V154H88ZM95 155H96V154H95ZM113 155H114V154H113ZM134 155H135V154H134ZM147 155H148V154H147ZM192 155H193V154H192ZM210 155H211V154H210ZM212 155H213V154H212ZM229 155H230V154H229ZM239 155H241V154H239ZM242 155H243V154H242ZM242 155H241V156H242ZM256 155H257V154H256ZM263 155H264V154H263ZM4 156H5V155H4ZM36 156H37V155H36ZM61 156H62V155H61ZM63 156H64V155H63ZM73 156H74V155H73ZM91 156H92V155H91ZM100 156H101V155H100ZM124 156H125V155H124ZM141 156H142V155H141ZM153 156H154V155H153ZM186 156H187V155H186ZM203 156H204V155H203ZM230 156H232V155H230ZM250 156H251V155H250ZM40 157H41V156H40ZM96 157H97V156H96ZM117 157H118V156H117ZM149 157H150V156H149ZM154 157H156V156H154ZM159 157H160V156H159ZM216 157H217V155H216ZM218 157H220V156H218ZM244 157H246V156H244ZM258 157H259V156H258ZM42 158H43V157H42ZM92 158H93V156H92L91 159H90L91 162H92ZM94 158H95V157H94ZM118 158H119V157H118ZM127 158H128V156H127ZM184 158H185V157H184ZM259 158H260V157H259ZM0 159H1V158H0ZM10 159H11V158H10ZM14 159H15V156H14ZM14 159H13V160H14ZM95 159H96V158H95ZM99 159H100V158H99ZM134 159H135V158H134ZM140 159H141V158H140ZM147 159H148V158H147ZM157 159H158V158H157ZM157 159H155V160H157ZM206 159H207V158H206ZM212 159H213V158H212ZM223 159H224V158H223ZM240 159H241V158H240ZM246 159H247V158H246ZM256 159H257V158H256ZM22 160H23V159H22ZM31 160H33V159H31ZM90 160H89V161H90ZM97 160H98V159H97ZM121 160H122V159H121ZM136 160H137V159H136ZM136 160H135V161H136ZM167 160L169 161V160H172V159H167ZM204 160H205V159H204ZM258 160H259V159H258ZM260 160H261V159H260ZM18 161H19V159H18ZM39 161H40V160H39ZM107 161H108V160H107ZM135 161H134V162H135ZM139 161H140V160H139ZM150 161H151V160H150ZM182 161H183V160H182ZM188 161H189V160H188ZM196 161H197V160H196ZM196 161H195V162H196ZM202 161H203V160H202ZM207 161H208V160H207ZM223 161H224V160H223ZM230 161H231V160H230ZM235 161H236V160H235ZM239 161H240V160H239ZM244 161H245V160H244ZM252 161H254V160H252ZM255 161H256V160H255ZM7 162H8V161H7ZM14 162H16V161H14ZM110 162H111V161H110ZM110 162H108V164H109ZM119 162H120V161H119ZM142 162H143V160H142ZM161 162H162V160H161ZM166 162H167V161H166ZM178 162H179V161H178ZM193 162H194V161H193ZM195 162H194V164H195ZM225 162H226V161H225ZM232 162H233V161H232ZM258 162H259V161H258ZM33 163H34V162H33ZM45 163H46V162H45ZM58 163H59V162H58ZM58 163H57V164H58ZM89 163H90V162H89ZM89 163H88V164H89ZM95 163H96V162H95ZM104 163H105V162H104ZM111 163H112V162H111ZM129 163H130V162H129ZM150 163H151V162H150ZM158 163H159V162H158ZM171 163H172V162H171ZM229 163H230V162H229ZM233 163H234V162H233ZM236 163H237V162H236ZM246 163H247V162H246ZM6 164H7V163H6ZM16 164H17V163H16ZM18 164H20V163H18ZM18 164H17V165H18ZM22 164H23V163H22ZM47 164H48V163H47ZM92 164L94 165V163H92ZM101 164H102V163H101ZM105 164H106V163H105ZM105 164H104V165H105ZM123 164H124V163H123ZM140 164H142V163H140ZM155 164H156V163H155ZM168 164H169V163H168ZM179 164H180V163H179ZM188 164H189V163H188ZM211 164H212V163H211ZM230 164H231V163H230ZM247 164H248V163H247ZM255 164H256V163H255ZM262 164H263V163H262ZM262 164H261V165H262ZM0 165H1V164H0ZM4 165H5V164H4ZM11 165H12V164H11ZM98 165H99V164H98ZM98 165H97V166H98ZM113 165H114V164H113ZM113 165H112V166H113ZM116 165H118V164H116ZM126 165H127V164H126ZM151 165H152V163H151ZM189 165H190V164H189ZM199 165H200V164H199ZM219 165H220V164H219ZM222 165H223V164H222ZM231 165H233V164H231ZM245 165H246V164H245ZM14 166H15V165H14ZM14 166H13V168H14ZM45 166H46V164H45ZM109 166H110V165H109ZM112 166H110V167H112ZM142 166H143V165H142ZM145 166H146V165H145ZM159 166H160V164H159ZM159 166H158V167H159ZM176 166H177V164H176ZM187 166H188V165H187ZM193 166H194V165H193ZM204 166H205V165H204ZM226 166H227V163H226ZM241 166H242V165H241ZM241 166H239V168H241ZM252 166H253V165H252ZM257 166H258V164H257ZM257 166H255V167L257 168ZM263 166H264V165H263ZM27 167H28V166H27ZM117 167H118V166H117ZM117 167H116V168H117ZM123 167H126V166H123ZM165 167H166V166H165ZM167 167H169V166H167ZM171 167H172V166H171ZM183 167H186V166H183ZM188 167H189V166H188ZM198 167H199V166H198ZM210 167H211V166H210ZM231 167H232V166H231ZM235 167H236V166H235ZM242 167H244V166H242ZM4 168H5V167H4ZM21 168H22V165H21ZM45 168H46V167H45ZM62 168H63V167H62ZM90 168H91V166H90ZM95 168H96V167H95ZM95 168H94L93 170H95ZM112 168H113V167H112ZM114 168H115V167H114ZM129 168H130V167H129ZM131 168H132V167H131ZM131 168H130V169H131ZM142 168H143V167H142ZM179 168H180V167H179ZM221 168H222V167H221ZM224 168H225V167H224ZM229 168H230V167H229ZM245 168H247V167H245ZM249 168H250V167H249ZM249 168H248V171H249ZM252 168H254V167H252ZM259 168H260V167H259ZM0 169H1V168H0ZM14 169H15V168H14ZM22 169H23V168H22ZM28 169H29V167H28ZM49 169H50V168H49ZM54 169H55V168H54ZM87 169H88V168H87ZM87 169H86V170H87ZM91 169H92V168H91ZM98 169H99V168H98ZM100 169H101V165H100ZM102 169H103V168H102ZM102 169H101V170H102ZM110 169H111V168H110ZM123 169H124V168H123ZM183 169H184V168H183ZM198 169H199V168H198ZM213 169H214V168H213ZM262 169H263V167H262ZM19 170H20V169H19ZM23 170H24V169H23ZM40 170H41V169H40ZM40 170H38V171H40ZM44 170H45V169H44ZM47 170H48V169H47ZM104 170H105V169H104ZM128 170H129V169H128ZM160 170H161V169H160ZM194 170H195V169H194ZM211 170H212V169H211ZM246 170H247V169H246ZM255 170H256V169H255ZM255 170H253V171H255ZM257 170H258V169H257ZM259 170H260V169H259ZM259 170H258V171H259ZM16 171H17V170H16ZM38 171H37V172H38ZM89 171H91V170H89ZM106 171H107V170H106ZM108 171H109V170H108ZM116 171H117V170H116ZM261 171H262V170H261ZM2 172H4V171L2 170ZM7 172H8V171H7ZM27 172H29V171H27ZM35 172H36V171H35ZM46 172H47V171H46ZM91 172H93V171H91ZM129 172H130V171H129ZM214 172H215V171H214ZM15 173H16V172H15ZM17 173H18V171H17ZM17 173H16V175H17ZM19 173H20V171H19ZM23 173H24V172H23ZM89 173H90V172H89ZM103 173H105V171H103ZM107 173H108V172H107ZM149 173H151V172H149ZM179 173H180V172H179ZM245 173H247V171H246ZM261 173H262V172H261ZM8 174H9V173H8ZM20 174H21V173H20ZM39 174H40V173H39ZM49 174H50V173H49ZM72 174H74V173L72 172ZM83 174H84V172H83ZM91 174H92V173H91ZM114 174H115V173H114ZM114 174H113V176H114ZM128 174H129V173H128ZM128 174H127L126 176H128ZM134 174H135V173H134ZM156 174H157V173H156ZM162 174H163V173H162ZM251 174H254V172L251 173ZM262 174H263V173H262ZM262 174H261V175H262ZM4 175H5V174H4ZM18 175H19V174H18ZM18 175H17V176H18ZM23 175H24V174H22V176H23ZM33 175H34V174H33ZM45 175H46V174H45ZM55 175H56V174H55ZM79 175H80V174H79ZM109 175H110V174H109ZM120 175H121V174H120ZM120 175H119V176H120ZM123 175H124V174H123ZM131 175H132V174H131ZM141 175H142V173H141ZM182 175H183V174H182ZM184 175H185V174H184ZM188 175H189V174H188ZM255 175H259V174L255 173ZM261 175H260V176H261ZM6 176H7V175H6ZM10 176H12V173L10 174ZM13 176H14V175H13ZM13 176L10 177V179L7 181V183L2 184V189H5V192H6L8 195H11L10 197H13V198L15 197V198L19 199V200H17V199H15V198H14V199L11 198V199H13V201H16V200H17V205L12 206V207L9 209L8 212L12 211V213H13V215H14V212H19L20 210L22 211V208L25 207V206H27V205H26L27 203H28V204L31 203V205H33V204H34V205L39 204V207H40V204L42 203V199H41V198H43V197H40V195H38V193H37L36 180L33 179V177H35V176H30V175H29L30 177H32V179L29 178V177L26 178V177H24V176H23V178H21L22 176H20V178H19V176H18V177H16V176L13 177ZM25 176H26V175H25ZM27 176H28V174H27ZM58 176H59V175H58ZM60 176H62V175H60ZM86 176H87V175H86ZM89 176H90V175H89ZM89 176H88V177H89ZM185 176H186V175H185ZM262 176H263V175H262ZM262 176H261V177H262ZM50 177H52V176H50ZM54 177H55V176H54ZM54 177H53V178H54ZM64 177H65V176H64ZM72 177H73V176H72ZM72 177L70 176L71 179H72ZM88 177H87V178H88ZM93 177H94V176H93ZM134 177H135V176H134ZM154 177H155V176H154ZM252 177H253V176H252ZM35 178L37 179V176H36ZM42 178H43V177H42ZM44 178H45V177H44ZM70 178H69V179H70ZM99 178H100V176H99ZM104 178H105V177H104ZM124 178H125V177H124ZM150 178H151V177H150ZM156 178H157V177H156ZM45 179H46V178H45ZM51 179H52V178H51ZM69 179L67 178V180H69ZM74 179H75V177L73 178V180H74ZM81 179H82V178H81ZM91 179H92V178H91ZM102 179H103V178H102ZM107 179H108V178H107ZM121 179H122V178H121ZM135 179H136V178H135ZM255 179H256V178H255ZM260 179H264V177H263V178H260ZM260 179H258V180H260ZM4 180H5V179H4ZM37 180H38V179H37ZM42 180H43V179H42ZM55 180H56V179H55ZM57 180H58V179H57ZM95 180H96V179H95ZM84 181H85V179H84ZM87 181H89V180H87ZM98 181H100V180H98ZM110 181H111V180H110ZM113 181H114V180H113ZM129 181H130V180H129ZM139 181H140V179H139ZM145 181H146V180H145ZM166 181H167V180H166ZM260 181H262V180H260ZM5 182H6V181H5ZM37 182H38V181H37ZM59 182H60V181H59ZM59 182H58V183H59ZM67 182H68V181H67ZM91 182H92V181H91ZM96 182H97V181H96ZM96 182H95V183H96ZM147 182H148V181H147ZM154 182H156V181H154ZM174 182H175V181H174ZM0 183H1V182H0ZM2 183H3V182H2ZM45 183H47V182H45ZM45 183H44V184H45ZM52 183H53V182H52ZM75 183H76V182H75ZM78 183H79V182H78ZM86 183H87V182H86ZM93 183H94V182H93ZM97 183H98V182H97ZM124 183H125V182H124ZM262 183H264V182L262 181ZM83 184H84V183H83ZM103 184H104V183H103ZM111 184L113 185V183H111ZM114 184H115V183H114ZM120 184H121V183H120ZM125 184H126V183H125ZM136 184H138V183H136ZM46 185H47V184H46ZM50 185H51V184H50ZM52 185H53V184H52ZM54 185H55V184H54ZM54 185H53V187H54ZM61 185H62V184H61ZM95 185H96V184H95ZM99 185H100V184H99ZM0 186H1V185H0ZM65 186H66V185H65ZM109 186H110V185H109ZM80 187H81V186H80ZM87 187H89V186H87ZM116 187H117V186H116ZM116 187H115V188H116ZM54 188H55V187H54ZM65 188H66V187H65ZM77 188H78V187H77ZM100 188H101V187H100ZM46 189H47V188H46ZM48 189H49V188H48ZM51 189H52V188H51ZM69 189H70V188H69ZM81 189H82V188H81ZM83 189H84V188H83ZM85 189H86V188H85ZM89 189H90V188H89ZM95 189H96V187H95ZM0 190H1V189H0ZM38 190H39V189H38ZM57 190H58V189H57ZM63 190H64V189H63ZM67 190H68V189H67ZM86 190H87V189H86ZM79 191H80V190H79ZM101 191H102V190H101ZM111 191H112V190H111ZM115 191H116V190H115ZM5 192H4V194H5ZM49 192H50V191H49ZM59 192H60V191H59ZM84 192H85V191H84ZM84 192H83V194H84ZM99 192H100V191H99ZM56 193H57V192H56ZM79 193H80V192H79ZM81 193H82V192H81ZM94 193H95V192H94ZM96 193H97V192H96ZM103 193H105V192L103 191ZM113 193H114V192H113ZM123 193H124V192H123ZM58 194H59V193H58ZM64 194H65V193H64ZM74 194H75V193H74ZM109 194H110V193H109ZM118 194H119V193H118ZM8 195H7V196H8ZM53 195H54V194H53ZM60 195H61V194H60ZM65 195H66V194H65ZM80 195H81V194H80ZM92 195H93V194H92ZM95 195H96V194H95ZM120 195H122V194H120ZM120 195H119V196H120ZM222 195H223V194H222ZM63 196H64V195H63ZM89 196H90V195H89ZM100 196H102V194H101ZM113 196H114V195H113ZM139 196H140V195H139ZM65 197H66V196H65ZM84 197H85V196H84ZM92 197H93V196H92ZM136 197H137V196H136ZM218 197H219V195H218ZM221 197H222V196H221ZM4 198H5V196H4ZM57 198H58V197H57ZM60 198H61V197H60ZM66 198H67V197H66ZM79 198H80V197H79ZM79 198H78V199H79ZM82 198H83V197H82ZM95 198H96V196H95ZM76 199H77V198H76ZM108 199H109V198H108ZM112 199H113V198H112ZM131 199H132V198H131ZM51 200H52V199H51ZM55 200H56V198H55ZM68 200H69V199H68ZM115 200H116V198H115ZM115 200H114V201H115ZM122 200H124V199H122ZM136 200H137V199H136ZM11 201H12V200H11ZM58 201H59V200H58ZM66 201H67V200H66ZM92 201H94V200L92 199ZM92 201H91V202H92ZM114 201H112V202H114ZM9 202H10V201H9ZM60 202H63V201H60ZM67 202H68V201H67ZM67 202H66V203H67ZM75 202H76V201H75ZM89 202H90V201H89ZM116 202H117V201H116ZM122 202H123V201H122ZM11 203H12V202H11ZM56 203H57V202H56ZM63 203H64V202H63ZM76 203H77V202H76ZM93 203H94V202H93ZM96 203H97V202H96ZM99 203H100V202H99ZM126 203L128 204V202H126ZM15 204H16V203H15ZM23 204H25V205L23 206ZM52 204H53V203H52ZM82 204H83V203H82ZM112 204H113V203H112ZM7 205H8V204H7ZM21 205H22V206H21ZM70 205H71V204H70ZM90 205H91V204H90ZM100 205H101V204H100ZM107 205H108V204H107ZM122 205H123V203H122ZM122 205H121V206H122ZM37 206H38V205H37ZM41 206H42V205H41ZM45 206L47 207V204H46ZM50 206H51V205H49L48 207H50ZM60 206H61V205H60ZM63 206H64V205H63ZM93 206H94V205H93ZM2 207H3V206H2ZM42 207H43V206H42ZM42 207H41V208H42ZM51 207H52V206H51ZM65 207H66V206H65ZM85 207L88 208L87 206H85ZM106 207H107V206H106ZM125 207H126V206H125ZM43 208H44V207H43ZM58 208H59V207H58ZM58 208L56 207V210H57ZM62 208H63V207H62ZM115 208H117V207H115ZM29 209L32 211L33 208H32V209L29 208ZM34 209H35V208H34ZM34 209H33V211H34ZM46 209H47V208H46ZM121 209H122V208H121ZM6 210H7V209H6ZM27 210H28V209H27ZM36 210H38V209H36ZM47 210H49V209H47ZM63 210H64V209H63ZM67 210H69V209H67ZM70 210H71V209H70ZM86 210H87V209H86ZM115 210H116V209H115ZM260 210H261V209H260ZM28 211H29V210H28ZM50 211H51V210H50ZM71 211H72V210H71ZM119 211H120V210H119ZM132 211H133V210H132ZM257 211H259V210H257ZM262 211H263V210H262ZM5 212H6V211H5ZM5 212H4V213H5ZM34 212H35V211H34ZM42 212H43V211H42ZM47 212H48V211H47ZM67 212H68V211H67ZM84 212H85V211H84ZM129 212H130V211H129ZM135 212H136V211H135ZM143 212H144V211H143ZM21 213H22V212H21ZM21 213H20V214H21ZM23 213H24V212H23ZM23 213H22V214H23ZM27 213H28V212H27ZM55 213H56V212H55ZM58 213H59V212H58ZM61 213H62V211H61ZM71 213H72V212H71ZM91 213H92V212H91ZM141 213H142V211H141ZM144 213H145V212H144ZM254 213H255V212H254ZM256 213H258V212H256ZM259 213H260V211H259ZM0 214H1V213H0ZM16 214H17V213H16ZM32 214H33V213H32ZM69 214H70V212H69ZM84 214H85V213H84ZM118 214H119V213H118ZM120 214H121V213H120ZM133 214H135V213H133ZM10 215H11V214H10ZM26 215H27V214H26ZM26 215H25V216H26ZM73 215H74V214H73ZM77 215H78V213H77ZM129 215H130V214H129ZM135 215H136V214H135ZM249 215H250V214H249ZM249 215H248V216H249ZM3 216H4V215H3ZM21 216H23V215H21ZM29 216H30V215H29ZM31 216H32V215H31ZM33 216H34V215H33ZM36 216H37V215H36ZM47 216H48V215H47ZM56 216H58V215H56ZM66 216H68V215H66ZM74 216H75V215H74ZM79 216H80V215H79ZM82 216H84V215H82ZM96 216H97V215H96ZM100 216H101V215H100ZM1 217H2V216H1ZM7 217H8V215H7ZM19 217H20V216H19ZM59 217H60V216H59ZM64 217H65V216H64ZM89 217H90V216H89ZM92 217H93V216H92ZM97 217H98V216H97ZM97 217H96V218H97ZM245 217H246V216H245ZM2 218H3V217H2ZM13 218H14V217H13ZM23 218H24V217H23ZM44 218H45V217H44ZM44 218H43V220H45ZM49 218H50V217H49ZM54 218H55V217H54ZM87 218H88V217H87ZM90 218H91V217H90ZM6 219H7V218H6ZM20 219H21V217H20ZM28 219H29V218H28ZM46 219H47V221H48V217H47ZM69 219H70V218H69ZM79 219H80V218H79ZM92 219H93V218H92ZM102 219H103V218H102ZM52 220H53V219H52ZM18 222H19V221H18ZM42 222H44V221H42ZM57 222H58V221H57ZM103 222H104V221H103ZM30 223H31V221H30ZM44 223H46V222H44ZM48 223H49L48 225L45 224V226H43L45 229H46V228L48 229V226H49V225L52 226V228H55V227H53V226H55V225H56L57 227H59V228H63V227H64V226L62 227L59 223H56L55 221H54V222H51V221H50V222H48ZM55 223H56V224H55ZM98 223H99V222H98ZM100 223H101V222H100ZM17 224H18V223H17ZM38 224H39V223H38ZM28 225H29V224H28ZM62 225H63V224H62ZM64 225H65V224H64ZM95 225H97V224H95ZM37 226H38V225H37ZM37 226H36V227H37ZM88 226H89V225H88ZM88 226H87V227H88ZM9 227H10V226H9ZM38 227H39V226H38ZM30 228H31V227H30ZM40 228H41V227H40ZM44 228H43V229H44ZM64 228H65V227H64ZM64 228H63V229H64ZM68 228H70V226H69ZM18 229H19V228H18ZM27 229H28V228H27ZM35 229H36V228H35ZM38 229H39V228H38ZM65 229H66V228H65ZM75 229H78V228H75ZM79 229H80V228H79ZM81 229H82V228H81ZM84 229H86V228H84ZM84 229H83V230H84ZM102 229H103V228H102ZM5 230H7V229H5ZM10 230H13V229H10ZM28 230H29V229H28ZM31 230H32V229H31ZM36 230H37V229H36ZM49 230H50V229H49ZM68 230H69V229H68ZM70 230H72V229L70 228ZM91 230H92V229H91ZM8 231H9V230H8ZM24 231H25V230H24ZM43 231H44V230H43ZM46 231H48V230H46ZM50 231H51V230H50ZM53 231H54V230H53ZM61 231H62V230H60V232H61ZM75 231H76V230H75ZM78 231H79V230H78ZM87 231H88V230H87ZM96 231H97V230H96ZM1 232H3V231H1ZM13 232H14V231H13ZM15 232L17 233L18 231L15 230ZM19 232H22V231H19ZM19 232H18V233H19ZM26 232H27V231H26ZM26 232H25V233H22V234H26ZM29 232H30V231H29ZM32 232H33V231H32ZM40 232H41V231H40ZM69 232H70V231H69ZM69 232H68V233H69ZM81 232H82V231H81ZM9 233H10V232H9ZM11 233H12V231H11ZM16 233H15V234H16ZM36 233H37V232H36ZM38 233H39V232H38ZM52 233H55V231L52 232ZM64 233H65V232H64ZM72 233H74V232H72ZM97 233H98V232H97ZM29 234H30V233H29ZM32 234H33V233H32ZM40 234H41V233H40ZM44 234H45V233L43 232V235H44ZM56 234H57V233H56ZM56 234H55V235H56ZM84 234H85V233H84ZM2 235H3V234H2ZM4 235H5V232H4ZM17 235H18V234H17ZM33 235H34V234H33ZM33 235H32V236H33ZM47 235H48V234H47ZM76 235H77V234H76ZM80 235H81V234H79V236H80ZM25 236H26V235H25ZM30 236H31V235H30ZM38 236H39V235H38ZM67 236H68V235H67ZM72 236H73V235H72ZM0 237H1V236H0ZM7 237H8V236H7ZM27 237H28V236H27ZM36 237H37V236H36ZM43 237H44V236H43ZM54 237H55V236H54ZM62 237H63V236H62ZM2 238H4V237H2ZM5 238H6V237H5ZM46 238H48V237L46 236ZM46 238H45V239H46ZM72 238H73V237H72ZM75 238H76V237H75ZM83 238H84V237H83ZM83 238H82V239H83ZM90 238H91V237H90ZM178 238H179V236H178ZM8 239H9V237H8ZM15 239H17V238H15ZM29 239H31V237H30ZM42 239H43V238H42ZM48 239H49V238H48ZM54 239H55V238H54ZM58 239L60 240V238H58ZM67 239H68V238H67ZM67 239H66V240H67ZM79 239H80V238H79ZM172 239H173V238H172ZM175 239H176V238H175ZM18 240H19V239H18ZM18 240H17V242H19ZM52 240H53V239H52ZM55 240H56V239H55ZM62 240H63V239H62ZM164 240H165V239H164ZM13 241H14V240H13ZM15 241H16V240H15ZM22 241H23V240H22ZM24 241H25V240H24ZM83 241H84V239H83ZM157 241H158V240H157ZM162 241H163V240H162ZM165 241H166V240H165ZM4 242H5V241H4ZM10 242H11V241H10ZM20 242H21V241H20ZM20 242H19V244H21ZM47 242H48V240H47ZM74 242H75V241H74ZM78 242H79V241H77V243H78ZM81 242H82V241H81ZM163 242H164V241H163ZM68 243H69V242H68ZM72 243H73V242H72ZM15 244H16V242H15ZM81 244H82V243H81ZM147 244H148V243H147ZM150 245H151V244H150ZM1 246H2V244L0 245V250H4L5 247H4V246L1 247ZM11 246H12V245H11ZM19 246H20V245H19ZM19 246H18V247H19ZM22 246H23V244H22ZM22 246H21V248H22ZM58 246H59V245H58ZM138 246H140V245H138ZM138 246H137V247H138ZM154 246H155V245H154ZM3 247H4V248H3ZM54 247H55V246H54ZM12 248H13V247H12ZM21 248H17L15 251L20 252L19 254H20L21 257L23 258V260L21 259V260L24 262L23 264H49V263H51V264H65L64 261H62L63 259L60 260L63 256H62L60 259H59L60 256H59V257H53V258H51V257H49V256H50V253H49V256H48V257H49L50 259H48V263H46L47 260H46L45 257H47V254H44V255H46V256L44 257V256H42V254H41V256H40L39 253H37V252H36V253H35V252L33 253L32 250H26V249H25V250H22ZM59 248H60V247H59ZM13 249H14V248H13ZM57 249H58V248H57ZM57 249H56V250H57ZM131 249H132V248H131ZM6 250H7V247H6ZM129 250H130V249H129ZM134 250H135V249H134ZM61 251H62V250H61ZM79 251H80V250H79ZM84 251H85V250H84ZM7 252H8V251H7ZM70 252H72V251H70ZM88 252H89V251H88ZM88 252H87V253H88ZM113 252H114V251H113ZM113 252H112V253H113ZM125 252H126V251H125ZM11 253H12V252H11ZM52 253H53V252H52ZM52 253H51V254H52ZM74 253H75V252H74ZM109 253H110V252H109ZM118 253H119V252H118ZM123 253H124V252H123ZM142 253H143V252H142ZM8 254H9V253H8ZM8 254H6V255L9 256ZM37 254H38V255H37ZM54 254H55V253H54ZM66 254H68V252H66ZM78 254H79V253H78ZM80 254H81V253H80ZM102 254H103V253H102ZM56 255H57V254H55L54 256H56ZM62 255H63V254H62ZM73 255H74V254H73ZM82 255H83V254H82ZM85 255H86V254H85ZM109 255H111V254H109ZM109 255H108V256H109ZM117 255H118V254H117ZM126 255H127V254H126ZM139 255H140V254H139ZM69 256H70V255H69ZM97 256H98V255H97ZM133 256H134V255H133ZM15 257H16V255H15ZM48 257H47V258H48ZM70 257H71V256H70ZM73 257H74V256H73ZM86 257H87V256H86ZM103 257H104V256H103ZM137 257H138V256H137ZM10 258H11V257H10ZM17 258H19V257L17 256ZM44 258H45V259H44ZM75 258H76V257H75ZM81 258H82V256H81ZM81 258H80V259H81ZM87 258H88V257H87ZM87 258H86V259H87ZM113 258H114V257H113ZM113 258H112V259H113ZM115 258H117V257H115ZM118 258H120V257H118ZM123 258H124V257H123ZM69 259H70V258H69ZM69 259H68V261H69ZM71 259H72V258H71ZM71 259H70V261H71ZM77 259H78V258H77ZM106 259H107V258H106ZM109 259H110V257H109ZM127 259H128V258H127ZM45 260H46V261H45ZM98 260H100V259H98ZM110 260H111V259H110ZM110 260H109V261H110ZM114 260H115V259H114ZM121 260H122V259H121ZM73 261H75V260H73ZM84 261H85V260H84ZM104 261H105V260H104ZM119 261H120V260H119ZM93 262H94V261H93ZM95 262H96V261H95ZM97 262H98V261H97ZM105 262H106V261H105ZM105 262H104V263H105ZM110 262H111V261H110ZM21 263H22V262H21ZM21 263H20V264H21ZM77 263H78V262H77ZM83 263H84V262H83ZM83 263H81V264H83ZM88 263H89V262H88ZM99 263H100V262H99ZM101 263H102V262H101ZM120 263H121V262H120ZM17 264H18V262H17ZM66 264H67V261H66ZM70 264H71V263H70ZM78 264H79V263H78ZM112 264H113V263H112ZM114 264H115V263H114Z\"/></svg>","mask_w":264,"mask_h":264}]
</instances>
